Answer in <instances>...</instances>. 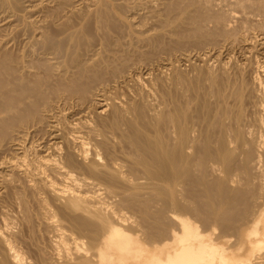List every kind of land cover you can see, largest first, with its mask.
<instances>
[{
	"label": "rangeland",
	"instance_id": "1",
	"mask_svg": "<svg viewBox=\"0 0 264 264\" xmlns=\"http://www.w3.org/2000/svg\"><path fill=\"white\" fill-rule=\"evenodd\" d=\"M2 1V2H1ZM9 1V0H8ZM7 0H0V52L2 51H9L8 54H5L3 56L4 57H7V55L9 56V60H11L12 63H17V59L24 53V56L26 59H33L34 57V60L36 61V64H35V61L33 62L36 67L39 66V70H42V71H39L38 68L36 69L37 72H41V73H45L44 76H46V73H47V76L48 75H51L50 74V71L51 73H56V69L55 68H50V66L47 64H45V60L43 61L42 58L40 57V51L41 50V46L43 44V42L40 43L41 41L44 40L43 37H45V35H47V38L50 39V36L52 37L50 41H53V39H55L54 41L57 40H62L61 38V34L59 31L62 32L63 30V36L66 38V36L68 37L69 36V32H74V29H75V32L77 29H80L78 30L81 31V32H87L90 36H88L87 33H85V37L83 36L81 40H79L80 42L78 43V51H76L75 53H73V56L72 58L70 59L69 62L73 63L75 60L77 62H79L80 60H83L85 57V55L87 54V56H89L88 53L91 52V54L93 53H96L97 50V47L101 48V47H104V50L106 51H103L105 52V54L107 53V55L109 56L110 53L111 56L113 57V53L114 52H117V53H114V55H116V57H113L114 59L116 60H113L116 61L114 62V64L112 65V59L110 60V64L112 66H110V64L108 65L109 66V69H106L104 70V67H102V69L100 68L99 69H95L96 72V75H95V70H91V72H93L94 74H92L90 71L89 73L85 72L84 75L85 77L87 78H83V79H80L79 77H75L73 79H70V82L68 81V83L66 82H60L61 85L57 82L59 81H50L51 77H44L42 74L40 73H36L35 69H33V72L35 71V73L32 72V74H36L37 78L38 75L42 76L45 78H39L40 80H38V82L36 81L37 79L33 76L29 77V79L27 80V83L31 84L33 79H34V83L35 84H31L29 85L32 92L34 91V93H36L35 95H33L34 93H32V95L35 97V98H38L35 99L34 101L32 99H34V97L32 98L31 97V93L28 95L27 93V96L25 97H28L27 99H29L31 97V99H29L32 103L29 102V100H27L26 98H24L23 96L26 95V93H16L15 95L11 92H7L5 95H4V91L5 90H9V88L6 89V87H8V82H5V78L6 76L3 78L2 77V73H4L5 71L7 72V70L9 69H12L14 70V67L12 68L11 66H15V64H10L8 65V57L5 58V60L8 62H6L2 57L3 55V52L0 54V61L1 63H5L4 65H7L8 67L2 65L0 63V69H2L1 67L4 66L3 68V71L0 70V89L3 87L5 88V90H3V88L1 89L2 94L0 95V97L2 96H6V100L4 99V97H2V101L0 100V103H5V104H10V103H13V102H16V101H19V99H21L23 101V104L20 106V108L23 107V109H19V111H16V113H13V112H9V115L8 113L7 114H4L0 111V117L1 119L4 118V116L6 117L5 118V121L1 120L0 121V126L3 127V129L0 127V232H6L7 236L9 237V239L12 240L13 244L16 246V248L18 249L19 247V251L22 252V253H25L23 254L24 255V258L25 259V262L26 264H38L39 263V257L40 258H43L42 260L44 261L45 260V264H54L55 261L56 262H59L61 263L62 261V258H63V253L60 251L62 249V245L60 246L58 243L61 244V242L63 241L61 238L62 237H67L66 234H69L71 232V230H73L71 227V223L72 221L76 219V222H79L81 220H79L81 217H80V211H78L77 214L76 212L70 210H66L65 208H61L60 207V204L62 205L63 202L61 200H58L54 194H51V192L49 191L48 192V189L46 188L45 185V181H44V178L46 177L48 179L47 176L48 173L50 174V171L52 172L53 170L51 169L49 172L47 170L48 167H42V158H44L46 155L48 156L49 155V158H52V156L50 157V154L53 155L54 158H56L55 156H57L58 154H60L61 152L64 153V149L66 151V140L64 139L63 140V134H64V130H62V128H66L68 126V128L70 127L69 125L74 121L76 122V120L78 119H87L86 121H82V122H86L89 121L91 124L93 121V123L97 124L98 123V115L96 116V111L93 110L94 108L91 107L90 110H92L95 114V116L93 115V112L89 111V109L85 108L87 112H84V115H83V111H85L84 109V106H88L90 104L89 101H91L93 98L94 101H96V105L97 106V101L99 99H105V98H108L109 96L111 97L112 100H109L108 99H105L107 100L105 103H107V109L105 111V114H102V117H107L108 114L111 112V109L112 107L108 106V104L110 105L111 103L112 104H115L116 100L117 102H121L122 100H124L123 102H127L128 100H131V99H134L135 98V91L138 89H140L139 86L137 85H134L135 83L134 82H127L128 85H124L125 83L121 84V82L117 83L116 87H114V89H111V88H108V90L104 93L102 91V88L104 86H106L105 84H109L110 83L112 84L113 81L115 80H119L120 77L123 78V76H126V72H128L129 74V71L131 72H136V75L137 76H141V74H144L143 76H141L140 78L142 79V81H144V79L146 80V82L143 84H145V90H146V95H148L147 97H145V99L147 98L149 101L145 100V99H142L141 102L140 100L138 101L137 99H135L136 101H138L137 103H139L140 105L142 104H145V108L144 105L141 107L143 108L144 110V113L145 115L147 114H150V112H152L151 110V107H149L148 105L150 104V106H152L153 108V112L151 114H153L155 111H158L160 112L162 109L164 110V108L166 107V109L169 107L173 108L172 105L174 106L175 105V101L176 104H178V101L181 103H183V106L182 104H180V107H184L185 110L189 111V107L190 105H187V103H191V108H190V111L189 112H193V109H194V113L195 115L191 114L189 115V112L187 115H189L188 117H193L195 116V118L193 117V119L196 120L197 118V121H194L193 120L191 121L194 125H196L195 127H200V128H204L205 130H207V126H208V129L209 131H207L209 134H210V137L208 134H206V132L202 134V136L204 134V136H208L209 138L207 139L208 141H206V143L204 142L206 140V138H202L201 137V142L203 143H198V146L199 148L198 149H202L199 150V154L201 155V157L198 155V158L197 160H199V163H197V165L199 164L200 165V168H199V165L197 166L196 165V175L194 173L193 175V179L192 177L191 178H188V180L186 181H191V182H188V184L190 183L191 186L189 187H186V183L184 185V187H180L179 189L177 187L179 186H176L174 189L176 190L177 188V192H179V190L182 188V189H189L187 191L184 190L185 193H182L183 190H181L179 193L177 194H174V195H171L170 192L168 194V191H166V189L164 191H161V194L159 192H153V191H150V190H147L145 192L144 195H146V197L144 195H140L138 197V194L136 195L137 198V201H140V197L141 199H143L142 201H140V205H135L133 204V206H131L132 208H126V207H122V212L123 213H128V216H133V219L135 218L134 216H136V218L138 219V221H140V223L142 224V227L144 228L146 234H147V237H149V239H153L154 238V241H157L155 240L156 239H162V236L164 237V231L167 233V230L169 229H174L176 228L178 225L176 222L171 219V214L173 213L172 210L175 212L177 209L179 208H167V207H171L170 205H168L167 202H164V201H167L169 198V196H172V197H175V198H179L178 200L180 201V204L183 205V203L185 205H183L185 207V209L183 210V207H180V209L177 211L178 215H180L182 218H185V217H190L189 220L193 221L194 224H196L197 226H199V229L200 231H203V233L205 234H208V233H211V234H208L210 235L211 237L215 238L217 240V236H219L220 234H225V233H236L235 232V229L236 231H241L243 230L245 227L249 226L250 223L252 222V220L258 215V213L260 212L261 210V204L263 203V199H264V192L262 190V188L264 187V178L261 177L260 175V172L254 168L255 164H256V157L259 156V154H264V148H258L257 145H259V141H260V134L261 132H264V128L261 129V127H263L264 125V112L259 109V106L260 105H264L262 102H264V0H15L16 4L10 0L8 2ZM23 1V3H22ZM65 1V2H64ZM118 1V2H117ZM121 1V2H119ZM158 1H161V2H158ZM4 2V3H3ZM13 2V3H12ZM46 2V3H45ZM64 2V3H62ZM100 2V4H99ZM110 2V3H109ZM114 2V3H113ZM116 2V3H115ZM125 2V3H124ZM132 2V3H131ZM157 2V3H156ZM4 5H3V4ZM8 3H11V4H8ZM56 3V4H54ZM83 3V4H82ZM85 3V4H84ZM105 3L107 4L105 6ZM121 3V4H119ZM159 3V4H158ZM163 3V4H161ZM260 3V4H259ZM15 6H13V5ZM25 6H24V5ZM65 6H63V5ZM71 4V5H70ZM92 4V5H90ZM104 4V5H103ZM133 4V6H132ZM143 4V5H142ZM152 4V5H151ZM165 4V5H164ZM38 5V6H37ZM82 5V6H81ZM90 5V6H89ZM100 5V6H99ZM126 5V7H125ZM4 6V7H3ZM13 6V7H11ZM19 6V7H17ZM37 6V7H36ZM59 6V7H58ZM93 6V7H92ZM103 6V9H101ZM112 6V7H111ZM130 6V7H129ZM147 6V7H146ZM262 6V7H261ZM11 7V8H10ZM63 7V8H62ZM71 7V8H70ZM83 7V8H82ZM92 7V8H91ZM96 7H100V9H97L96 10ZM118 7V8H117ZM13 8V9H12ZM18 8V9H17ZM46 8V10H45ZM54 8V9H53ZM62 8V9H61ZM73 8V9H72ZM90 8V9H89ZM124 8V9H123ZM127 8V9H126ZM142 8V9H141ZM199 8V9H198ZM87 11H86V10ZM95 9V10H93ZM108 9V10H107ZM157 9V10H156ZM231 9V11H230ZM242 9V10H241ZM28 10V11H27ZM77 10H80V11H77ZM90 10H93L91 11V14L89 16L87 14L90 13ZM110 10V11H109ZM120 10V11H119ZM145 10V11H144ZM151 10V11H150ZM160 10V11H159ZM43 11V12H42ZM45 11V12H44ZM86 11V13H85ZM99 11V12H97ZM104 11H105V14H104ZM118 11V12H116ZM122 11V12H121ZM128 11V12H127ZM136 11V12H135ZM142 11V12H141ZM228 11V12H227ZM3 12V13H2ZM13 12V13H12ZM24 12V13H23ZM48 12V14H47ZM73 12V13H72ZM94 12V13H93ZM103 12V13H102ZM108 12V13H107ZM141 12V13H140ZM146 12V13H145ZM199 12V13H198ZM22 13V14H21ZM83 15H82V14ZM99 13V14H98ZM102 13V15H101ZM114 13V14H113ZM159 13V14H158ZM15 14V15H14ZM60 14V15H59ZM69 14V16L67 15ZM79 16H78V15ZM93 14V15H92ZM96 14V15H95ZM110 14V15H109ZM249 14V16H248ZM65 15H66V18H65ZM85 15V16H84ZM87 15V16H86ZM94 15L97 17H94ZM135 15V16H134ZM138 15V16H137ZM143 15V16H142ZM151 17H150V16ZM9 16V17H8ZM15 16V17H14ZM20 16V17H19ZM64 16V18H63ZM72 16V17H71ZM108 16V17H107ZM127 16V17H126ZM142 18H141V17ZM238 16V17H237ZM262 16V17H261ZM56 17L58 19H56ZM69 17V18H68ZM84 17V18H82ZM123 17V18H122ZM222 17V18H221ZM11 18V19H10ZM23 18V19H22ZM25 18V19H24ZM47 18V19H45ZM54 18V20H53ZM69 20H68V19ZM82 18V19H81ZM86 18V19H85ZM104 20H103V19ZM126 18V19H125ZM138 18V19H137ZM147 18V19H146ZM219 20H218V19ZM236 20H235V19ZM56 19V20H55ZM64 19V20H62ZM72 21H71V20ZM78 19V20H77ZM88 19V20H87ZM94 19V20H93ZM96 19V20H95ZM101 19L103 20V22L101 21ZM108 19V20H107ZM110 19V20H109ZM119 19V20H118ZM210 19V20H209ZM24 22H23V21ZM58 20V21H57ZM62 22H61V21ZM67 20V21H66ZM77 20V21H76ZM81 20V21H80ZM86 20V22H85ZM91 20V22L89 21ZM114 20V21H113ZM131 20V22H130ZM136 20V21H135ZM26 21V22H25ZM31 21V22H29ZM35 21V22H34ZM39 21H42V22H39ZM45 21V22H44ZM51 21V22H50ZM64 21V22H63ZM93 21V22H92ZM107 23H106V22ZM257 21V22H256ZM22 22V23H21ZM29 22V24L27 23ZM40 24H39V23ZM59 22V23H57ZM67 22V23H66ZM70 22V23H69ZM76 22V23H75ZM78 22V23H77ZM89 22V24H88ZM98 22V23H97ZM115 22V23H114ZM123 22V23H122ZM125 22V23H124ZM218 22V23H217ZM260 22V23H259ZM33 23V24H31ZM42 23V25H41ZM56 23V25H55ZM81 23V24H79ZM96 23V24H95ZM110 25H109V24ZM118 23V24H117ZM212 23V24H211ZM232 23V24H231ZM250 23V24H249ZM256 23V24H255ZM28 24V26H27ZM59 24V25H58ZM64 24V25H63ZM73 24V25H71ZM76 24V25H75ZM99 24V25H98ZM123 24V25H122ZM129 24V25H128ZM138 25V28H137V25ZM226 24V25H225ZM8 25V26H7ZM17 25V26H16ZM46 25V26H45ZM55 25V26H54ZM63 25V26H61ZM85 25V26H84ZM35 26V27H34ZM37 26V27H36ZM45 27V30H44V27ZM58 26V28H57ZM67 26V27H66ZM74 26V29L73 27ZM80 26V27H79ZM90 26H91V29L92 31H90ZM94 26V27H93ZM106 26V27H105ZM120 26V27H118ZM122 26V27H121ZM125 26V27H124ZM133 29H132V27ZM141 26V27H139ZM224 26V27H223ZM227 26V27H225ZM259 26V27H258ZM263 26V27H262ZM28 27V28H27ZM32 27V28H31ZM40 27L42 29H40ZM51 27V28H50ZM72 28L73 31H71L72 29H69V28ZM89 27V29H88ZM98 29H97V28ZM103 29H102V28ZM130 27V28H129ZM241 27H244V28H241ZM30 28V29H29ZM36 28V30L34 29ZM38 28V29H37ZM54 28V29H53ZM77 28V29H76ZM96 28V29H94ZM121 28V29H120ZM126 28V29H125ZM142 28V29H141ZM227 28V29H226ZM15 29V30H14ZM34 31H33V30ZM49 29V30H47ZM57 29V30H56ZM61 29V30H60ZM66 29H69L67 30L66 32ZM82 29V30H81ZM107 29V31L105 30ZM134 31H132V30ZM42 30V31H41ZM47 30V31H46ZM53 30V32H52ZM55 30V31H54ZM59 30V31H58ZM87 30V31H86ZM103 30V31H102ZM106 32H105V31ZM112 30V31H111ZM125 30V31H124ZM32 31V32H31ZM36 31V32H35ZM41 31V32H40ZM49 31V32H48ZM89 31L91 33H89ZM95 31V32H94ZM96 31H97V34H96ZM109 31V33H108ZM132 31V34H130V32ZM145 31V32H144ZM262 31V32H261ZM6 32V33H5ZM12 32V33H11ZM44 32V33H43ZM64 32H66V36L64 35ZM139 32V33H138ZM260 32V33H259ZM32 33V34H31ZM37 33V34H36ZM40 33H42L40 35ZM45 33H48V34H45ZM50 33V34H49ZM52 33V34H51ZM92 33L94 34V36L92 35ZM103 33V34H102ZM112 33V34H110ZM134 33V34H133ZM137 33V34H136ZM147 33V34H146ZM10 34H13V37L12 35ZM44 34V35H43ZM56 36H55V35ZM68 34V35H67ZM96 34V35H95ZM101 34V35H100ZM105 34V35H104ZM107 34V35H106ZM143 34V35H140ZM149 34V35H148ZM10 35V36H9ZM25 35V36H24ZM43 35V36H42ZM49 35V37H48ZM98 35V36H97ZM104 35V36H102ZM124 35V36H123ZM131 35V36H130ZM255 35V36H254ZM12 36V37H11ZM109 36V37H108ZM111 36V37H110ZM129 36V37H128ZM136 36V37H135ZM7 37V38H5ZM61 37V38H60ZM87 37V38H86ZM91 37V38H90ZM103 37V38H102ZM118 37V38H117ZM128 37V38H127ZM132 37V38H131ZM147 37V38H146ZM4 38V39H3ZM17 38V39H16ZM46 38V37H45ZM93 38H95L93 40ZM100 38V39H98ZM102 38V39H101ZM109 38V40H108ZM143 40V41H141ZM146 38V39H145ZM7 39V40H6ZM15 39V40H14ZM32 39V40H30ZM35 39V40H34ZM36 39H37V42H36ZM64 39V38H63ZM84 39V41H83ZM86 39V41H85ZM124 39V40H123ZM134 39V40H133ZM251 39V40H250ZM5 42H4V41ZM14 41L15 43L11 42V41ZM30 40V41H28ZM41 40V41H40ZM137 40V41H136ZM138 40H140L138 42ZM243 40V42H242ZM3 41V42H1ZM7 41V43H6ZM27 41V42H26ZM82 41V42H81ZM104 41V43H103ZM134 42L133 44L132 43H129V42ZM147 41V42H146ZM30 42V43H28ZM33 42V43H32ZM36 42V43H34ZM84 42V44H83ZM92 42V43H91ZM98 42V43H97ZM108 42V44H107ZM138 42V43H136ZM12 43V44H11ZM18 43V44H17ZM28 43V44H27ZM101 43V44H100ZM112 45H111V44ZM142 43V44H141ZM262 43V44H260ZM11 44V45H10ZM24 44V46H23ZM82 44V45H81ZM87 44V45H86ZM100 44V45H99ZM103 44V45H102ZM107 46H106V45ZM124 46H123V45ZM14 45V46H13ZM19 45V47H18ZM40 45V46H39ZM102 45V46H101ZM133 45V46H132ZM7 46V47H6ZM17 46V47H15ZM25 46H27L25 48ZM36 46V47H35ZM95 46V47H94ZM101 46V47H100ZM130 46H132L130 48ZM140 46V47H139ZM9 47V49H8ZM34 47V48H33ZM39 49H38V48ZM83 47V48H82ZM89 47V48H88ZM92 47V48H91ZM129 47V48H128ZM137 47V48H136ZM146 47V48H145ZM256 47V48H255ZM5 48V49H4ZM30 48V49H29ZM32 48L34 50H32ZM88 48V49H85ZM92 50H91V49ZM98 48V49H99ZM139 48V49H138ZM25 49V51H24ZM94 49V50H93ZM108 49V50H107ZM127 53H126V51ZM137 49V51H136ZM20 50V51H19ZM22 50V51H21ZM82 50V51H81ZM135 50V51H134ZM12 51V53H11ZM17 51V52H16ZM39 51V53H37ZM90 51V52H89ZM125 51V52H124ZM143 51V53H142ZM20 52H23L22 54ZM19 53V54H18ZM85 55H84V54ZM137 53V54H136ZM15 54V55H14ZM39 54V55H38ZM104 54V53H103ZM121 54V55H120ZM128 54V55H127ZM29 55V56H28ZM31 55V56H30ZM34 55V56H33ZM36 55V56H35ZM126 55V56H125ZM143 55V56H142ZM12 56V57H11ZM23 56V55H22ZM39 56V57H38ZM84 58H83V57ZM104 56V55H103ZM110 56V57H111ZM122 56V57H120ZM131 56V57H130ZM148 56V57H147ZM253 56V57H252ZM76 57V59H75ZM90 57V56H89ZM111 57V58H112ZM120 57V58H119ZM142 58V59H139V58ZM12 58V59H11ZM40 58V61L38 62ZM126 58V59H125ZM136 58H137V61H136ZM153 58V59H152ZM72 59H74L73 61H71ZM139 59V61H138ZM132 60V61H131ZM61 61V60H60ZM75 61V62H76ZM134 61V62H133ZM153 61V62H152ZM10 62V63H11ZM40 63V64H39ZM119 63V64H118ZM171 63V64H170ZM251 63V64H250ZM257 63V64H256ZM39 64V65H38ZM44 66L42 69H40V67H42V65ZM45 64V65H44ZM145 64V66H144ZM225 64V65H224ZM250 66H249V65ZM41 65V66H40ZM70 65V64H69ZM72 65V66H71ZM70 66L73 67V64H71ZM118 65V66H117ZM175 65V66H174ZM34 66V65H33ZM46 66V68H45ZM49 66V70L50 71H47L48 67ZM165 66V67H164ZM173 66V67H172ZM253 66V67H252ZM11 67V68H10ZM35 67V68H36ZM116 67V68H115ZM121 67V68H120ZM131 67V68H129ZM148 67V68H147ZM221 69H220V68ZM224 67V68H223ZM239 67V68H238ZM247 67V68H246ZM6 68V69H5ZM45 68V72H43ZM125 68V69H124ZM151 68H153V70H151ZM233 68V69H232ZM263 68V69H262ZM54 69V70H53ZM110 69H112L110 71ZM149 69V70H148ZM165 71H164V70ZM8 70V72H9ZM144 70V71H143ZM149 71V75L147 74V72ZM224 70V71H222ZM76 72V70H74ZM102 71V73H101ZM113 71V72H112ZM142 71L144 73H142ZM176 73H175V72ZM5 72V74H6ZM16 73V71H11L9 73H12L14 75V73ZM78 72L77 71V76H78ZM131 72V73H132ZM165 72V73H164ZM173 72V73H172ZM224 74H223V73ZM243 72V73H241ZM7 73V75L9 74ZM52 75H55L53 74ZM75 73V75H76ZM120 73V74H119ZM140 73V74H139ZM146 73V75H145ZM151 73V74H150ZM171 73V74H170ZM230 76H229V74ZM241 73V74H240ZM11 74V75H12ZM38 74V75H37ZM90 74H92L90 76ZM127 74V75H128ZM217 76H216V75ZM12 75V76H13ZM82 75V74H81ZM87 75V76H86ZM166 75V76H165ZM172 75V76H171ZM215 75V76H214ZM234 75V76H233ZM241 75V76H240ZM4 76V75H3ZM9 77L10 74L8 75ZM89 76V77H88ZM94 78H93V77ZM97 76V77H96ZM112 76V77H111ZM154 76V77H153ZM158 76V77H157ZM214 76V77H213ZM229 76V77H228ZM235 77V78H234ZM260 79H259V78ZM1 78L2 81H1ZM13 78V77H12ZM31 78V79H30ZM33 78V79H32ZM90 78H91V81H90ZM100 78V80H99ZM105 78V79H104ZM108 78V79H107ZM112 78V79H111ZM116 78V79H115ZM169 78V79H168ZM215 80H213V79ZM221 78V79H220ZM235 80H234V79ZM36 79V80H35ZM78 80V82L76 80ZM80 79V80H79ZM97 79V80H96ZM109 79L111 80V82L109 81ZM115 79V80H114ZM121 79V78H120ZM172 79V80H171ZM207 79V81H206ZM226 79V80H225ZM234 81H233V80ZM244 79V80H243ZM9 80V79H8ZM46 80V81H45ZM49 82H48V81ZM74 82H72V81ZM84 80V81H83ZM102 80L104 82H102ZM107 80V81H106ZM149 80V81H148ZM161 80V81H160ZM169 80V81H168ZM222 80V81H221ZM232 80V81H231ZM237 80V81H236ZM242 80V81H241ZM7 81V79H6ZM11 81V80H10ZM31 81V82H30ZM41 82V88L44 90V87H45V90L46 88L50 90H52V94L49 92V90L44 91L47 96L44 94H42V92L40 91L41 88H39V84ZM94 81V82H93ZM156 83H155V82ZM164 81V83H163ZM212 81V82H211ZM229 83H228V82ZM256 81V82H255ZM260 81V82H259ZM263 81V82H262ZM5 82V83H4ZM37 82V83H36ZM48 82V84H46ZM77 82V83H76ZM81 82V83H79ZM107 82V83H106ZM148 82V84H147ZM178 82V83H177ZM186 84H185V83ZM216 82V83H215ZM224 82V83H223ZM234 84L235 85H231L230 84ZM247 82V83H246ZM261 84H259V83ZM4 83V84H3ZM42 83H44L42 85ZM51 83V84H50ZM54 83L57 85L54 86ZM66 83V85L64 84ZM71 83V86L72 87H69L70 85H67V84H70ZM90 83V84H89ZM133 83V84H132ZM163 83V84H162ZM168 83V84H167ZM175 83V84H174ZM180 83V85H179ZM200 83V84H199ZM242 83V84H241ZM244 83V84H243ZM2 84V86H1ZM7 84V85H6ZM38 84V85H37ZM46 84V85H45ZM53 84V85H52ZM63 84V86H62ZM83 84V85H82ZM95 86V87H93ZM103 84V85H102ZM115 84V82H114ZM133 86H132V85ZM164 85V87L162 85ZM217 84V86H216ZM240 84V85H239ZM36 85V86H35ZM45 85V86H44ZM60 87H59V86ZM75 85V86H74ZM80 85V86H79ZM81 85L83 87H81ZM91 85V86H90ZM119 85V86H118ZM121 85V86H120ZM156 85V86H155ZM172 87H171V86ZM186 85V86H185ZM219 85V86H218ZM221 85V86H220ZM224 85V86H223ZM229 85V86H228ZM239 87H238V86ZM47 86V87H46ZM50 86V87H49ZM82 90H80V88ZM100 86V87H99ZM128 86V87H127ZM130 86H132L131 89H128ZM163 89V90H161ZM169 86V87H168ZM178 86V87H177ZM185 86V87H184ZM11 87V86H10ZM39 88V91L38 89H35L33 90L34 88ZM54 87V88H53ZM59 87V89H58ZM62 87V90L60 89ZM69 87V88H68ZM74 87V88H73ZM87 87V88H86ZM100 89H98V88ZM134 87H137L134 88ZM148 87V88H147ZM151 87V88H150ZM227 87V88H226ZM235 88V89H232V88ZM254 87V88H253ZM66 90H65V89ZM73 88V89H71ZM91 88V89H90ZM147 88V89H146ZM166 88V89H165ZM179 88V90H178ZM213 88V89H212ZM242 90V94H240V98L239 99V95H233V91L232 93L230 92V90ZM244 88V89H243ZM252 90H251V89ZM79 89V90H77ZM87 89L89 91H87ZM94 89V90H93ZM118 89V90H117ZM123 89V90H122ZM135 91H134V90ZM150 89V90H149ZM151 89L153 91H151ZM182 89L184 90V92H182ZM188 89V90H186ZM201 89V90H200ZM216 89L223 91L225 89L224 92H227L224 94V92H216ZM223 89V90H222ZM246 89V90H245ZM58 90V91H57ZM60 90V91H59ZM74 90V91H73ZM159 90V91H158ZM170 92V97L171 99H173V96L175 99L173 100H170V97H165L167 98L166 101H168V104L172 105L168 107L165 105H163L164 107H161V100L159 99L160 95H161V92L160 91H163V92ZM229 90V91H228ZM240 90V91H241ZM245 90V92H244ZM259 90V91H258ZM0 91V93H1ZM57 91V92H56ZM62 91V92H61ZM66 91H69V92H66ZM72 91V92H71ZM77 91V92H75ZM80 91V92H79ZM85 93H83V92ZM91 91V92H90ZM94 91V92H93ZM100 93H104L103 95L105 96V98L102 96V94H98L99 92ZM117 91V92H116ZM136 91V92H137ZM149 94H147L148 92ZM157 91V92H156ZM188 91V92H187ZM196 91V93H195ZM234 91V92H235ZM255 91V92H254ZM65 92V93H64ZM75 92V93H74ZM82 92V93H81ZM116 92V93H115ZM120 92V93H119ZM160 92V94H159ZM177 92V93H175ZM192 92V93H191ZM194 92V93H193ZM244 92V94H243ZM260 92V93H259ZM11 93V95H9ZM41 93V94H39ZM55 93V94H53ZM58 93V94H56ZM64 93V94H63ZM67 93V94H66ZM70 93V94H69ZM73 94V97H72V94ZM78 93V94H76ZM91 93V94H89ZM111 93V94H110ZM114 93V94H113ZM154 95H153V94ZM182 93V94H181ZM187 93V94H186ZM191 93V94H189ZM216 93V94H215ZM241 93V92H240ZM8 94V95H7ZM18 94V96H17ZM21 94V95H19ZM39 94V95H38ZM88 94V95H87ZM98 94V95H97ZM124 94V95H123ZM175 94V95H174ZM189 94V95H188ZM195 94V95H194ZM197 94V95H196ZM203 94V95H202ZM218 94V95H217ZM224 94V95H222ZM230 94V95H229ZM255 94V95H254ZM259 94V95H258ZM37 95V97H36ZM41 95H43L44 97H42ZM50 95H55V96H51L53 98V100L50 98ZM62 95V96H61ZM69 95V96H68ZM74 95H76V98L74 97ZM79 95V96H78ZM94 95V96H93ZM96 95V96H95ZM117 95V96H116ZM127 95V96H126ZM131 95V96H130ZM153 95V97H152ZM159 97H158V96ZM173 95V96H171ZM177 95V96H176ZM180 97H179V96ZM220 95V99H219V96ZM227 95V96H225ZM249 95V96H248ZM7 96H9V98L11 100L8 101L9 98H7ZM13 96V97H12ZM17 97V100L15 101L16 97ZM39 96L42 97L40 98L39 100ZM58 96V97H56ZM83 96V97H81ZM91 96V98H90ZM102 96V97H101ZM108 96V97H107ZM126 96V97H125ZM130 96V97H129ZM156 96V97H155ZM176 96V97H175ZM188 98H187V97ZM213 96V97H212ZM215 96V97H214ZM221 96L223 98H221ZM229 96H231L229 98ZM242 96V97H241ZM245 96V98H244ZM255 96V97H254ZM46 97V98H45ZM61 97H64L66 100H68V104L66 105V107L68 106L70 108V112H68V107H67V113H65V111L63 113H61V115L57 118L58 121H55V124H57V126H61V127H57V133L59 136L62 137L59 138L58 137V140L54 141L53 137L51 138L50 135L53 134V131L51 132V127H48L47 124L46 125H39V122H40V116L42 115V112L41 110H43V106L46 105V102L48 100L51 99V101H54V100H57V99H61ZM67 97V98H66ZM78 97V98H77ZM87 97V98H86ZM89 97V98H88ZM99 99H98V98ZM117 97V99H116ZM119 97V99H118ZM129 97V98H127ZM191 97V98H190ZM234 97V98H233ZM237 100H236V98ZM261 97V98H260ZM63 98V99H64ZM72 98V99H71ZM83 100H81V99ZM131 98V99H130ZM181 98V99H180ZM199 98V99H198ZM213 100H212V99ZM217 98V100H216ZM247 98V99H246ZM250 98V99H249ZM14 99V100H13ZM26 99V100H25ZM47 99V100H45ZM90 99V100H89ZM98 99V100H97ZM169 99V100H168ZM208 101H207V100ZM258 99V100H257ZM5 100V102L3 101ZM44 100V101H43ZM76 100V101H75ZM79 100V101H78ZM120 100V101H119ZM158 100V101H157ZM181 100V101H180ZM197 100V101H196ZM200 103H199V101ZM214 100L215 102L217 101V103H214ZM221 100H225L226 103L228 105H226L225 103V106H224V101L222 102ZM234 100V101H233ZM27 101V102H26ZM40 104H39V102ZM80 101H81V104H80ZM85 101V102H83ZM146 101L148 102L147 106H146ZM151 101H154V104L153 102ZM172 101V102H171ZM186 101V102H185ZM244 101V102H243ZM255 101V102H254ZM30 103L28 105H32V106H27V103ZM34 102V103H33ZM38 102V103H36ZM44 102V103H42ZM50 102V101H48ZM47 102V103H48ZM70 102V103H69ZM72 102V103H71ZM158 102V103H157ZM208 102V103H206ZM36 103V105H35ZM79 103V104H78ZM85 103V104H84ZM186 103V105L184 106V104ZM206 103V104H205ZM239 103V104H238ZM243 105H242V104ZM253 103V104H252ZM256 103V104H254ZM262 103V104H261ZM33 104H34V107H33ZM43 106H42V105ZM73 104V105H72ZM167 104V102L165 103ZM203 104V106H202ZM214 104V105H213ZM236 104V105H234ZM249 104V105H248ZM0 105H4V104H0ZM25 105V107L23 106ZM38 105V106H37ZM154 105V106H153ZM159 105V107H158ZM194 105V106H193ZM217 106V105H222V107L218 106V107H214V108H218V109H223L222 112L224 110L227 111V107L228 106V110L227 111L228 113L223 112V113H226L225 115L227 117H223L224 114L222 115V112L220 110V112L218 111V109L215 111L217 115L213 114L214 112V108L213 106ZM252 105V106H251ZM256 105V107H255ZM41 106V107H39ZM71 106V107H70ZM80 106V107H78ZM81 106H83L81 108ZM112 106V105H111ZM208 106V107H207ZM231 106V107H230ZM244 106V107H243ZM248 106V107H247ZM261 106V107H262ZM1 107V106H0ZM34 108V111L32 113V109ZM35 107L38 109H35ZM110 107V108H109ZM188 107V109H186ZM203 107V108H202ZM226 107V109H224ZM247 107V108H246ZM258 107V108H257ZM260 107V108H261ZM24 108H25V112L24 111ZM41 110H40V109ZM74 108V109H73ZM149 108V109H148ZM162 108V109H161ZM168 108V109H169ZM200 108V109H199ZM205 108V109H204ZM213 108V109H212ZM232 108V110H231ZM255 108V110H254ZM26 109H29V113H28V110ZM73 109V111H72ZM79 109V110H78ZM110 109V110H109ZM156 109V110H155ZM161 109V110H160ZM165 109V110H166ZM196 109V110H195ZM201 109L203 110L202 113H201ZM237 109V110H236ZM248 109V110H247ZM39 112H38V111ZM82 113H81V111ZM148 110H151V111H148ZM198 110V111H197ZM208 110V112H207ZM211 110V111H210ZM213 110V111H212ZM244 110V111H243ZM254 110V112H253ZM197 111V112H196ZM206 111V112H205ZM261 111V112H260ZM22 112V113H21ZM78 112V113H77ZM108 112V113H107ZM196 112V113H195ZM205 112V113H204ZM237 112V113H236ZM242 112V113H241ZM244 112V113H243ZM249 112V113H248ZM263 112V113H262ZM2 113V114H1ZM10 113L14 114V115H11L10 116ZM36 115H35V114ZM74 113V114H73ZM77 113V114H76ZM91 113V114H90ZM107 113V114H106ZM157 113V112H156ZM161 113V112H160ZM204 113V114H203ZM255 113V114H254ZM262 113V114H261ZM17 116H16V115ZM27 114V115H26ZM33 114V116L31 115ZM40 114V115H39ZM66 114V115H65ZM82 114V115H80ZM150 114V115H151ZM208 114V116H207ZM211 114V115H209ZM213 114V115H212ZM221 114V115H220ZM7 115H8V118H7ZM31 115V116H30ZM65 115V116H64ZM71 115V116H70ZM78 115V116H77ZM80 115V117H79ZM105 115V116H104ZM110 115V114H109ZM231 115V116H230ZM234 115V116H233ZM242 115V117H241ZM3 116V117H2ZM19 116V117H18ZM82 116V117H81ZM93 116V117H92ZM197 116V117H196ZM199 116V117H198ZM202 116V117H201ZM218 116V117H217ZM239 116V117H238ZM255 116V117H254ZM257 116V117H256ZM263 116V117H262ZM37 117V120L35 121ZM39 117V118H38ZM64 117V118H63ZM76 117V119H75ZM92 117V118H91ZM96 117V118H95ZM201 117V118H200ZM214 117V119H212ZM215 117H216V120H215ZM223 117V118H222ZM230 117V118H229ZM21 118H23V120L21 121ZM25 118H27L28 122L25 121L24 123V120ZM30 118V119H28ZM64 120H62V119ZM78 118V119H77ZM202 120H200V119ZM221 118V119H220ZM227 119V123H224V121L226 122L225 119ZM236 118H237V121L239 122V124H241L240 126L236 123ZM9 119V121L7 120ZM10 119H13V120H10ZM20 119V120H18ZM56 119V120H57ZM91 121H90V120ZM97 119V120H96ZM205 119V121H204ZM220 119V121H219ZM224 119V121H222ZM243 119V120H242ZM257 121H256V120ZM199 120L202 122H199ZM216 122H215V121ZM217 120H218V123H217ZM255 120V121H254ZM261 120L262 121V124H261ZM6 121H8V123H5ZM17 121V122H16ZM30 121V123H29ZM39 121V122H38ZM61 121V122H60ZM210 121V122H209ZM222 121V123H220ZM228 121L229 124H228ZM235 121V122H234ZM243 123H242V122ZM250 121V122H249ZM10 122V124H9ZM16 122V123H15ZM38 122V124L36 123ZM56 122H59V123H56ZM63 122V123H62ZM68 122V123H67ZM71 122V123H70ZM89 122L87 124H89ZM97 122V123H96ZM204 122V123H203ZM212 122V124H211ZM234 122V124L232 123ZM254 122V123H252ZM23 123V125L21 124ZM200 123V124H199ZM215 123V124H214ZM245 123V125L243 126V124ZM259 123V124H258ZM5 124V125H4ZM19 124V125H18ZM30 124V125H29ZM37 124V125H36ZM66 124V125H65ZM73 124V123H72ZM71 124V126H72ZM90 124V125H91ZM95 124L94 127L96 126ZM202 124H208V125H204V127L201 125ZM211 124V125H210ZM227 124V125H226ZM235 124H237V126H235ZM248 124V126H247ZM258 124V125H257ZM4 125V126H3ZM7 125L9 127H7ZM63 125H65L63 127ZM93 125L91 127H93ZM226 125V126H224ZM234 125V126H233ZM252 125V126H251ZM16 126V127H15ZM19 126V127H18ZM25 127V131L29 130L28 132V136H26L25 138H21L18 142H20V145L19 146H22L20 147L21 149L24 148V149H20V148H17L18 146H14V145H11L14 140V137L16 136V133L18 130L22 129V127ZM212 126V127H211ZM215 126V127H214ZM223 126V127H228L231 128L232 131H230L228 133V129H226L225 131L227 132V134H224L226 137H223V140L226 138H229V140H233V138L236 139L237 136H234L235 134L238 135L237 139H238V143L236 142V144L234 143L235 147L236 148V152H234V156H232V160L230 158V160H226L227 161V167H225V170H227V174L228 175L229 173V176H225L224 173H226L223 169H224V166H226V161L223 163L224 166H221L223 167L222 170H218V171H212V168L211 166H209L210 164V160H208V158H206L207 154H210L208 157H210L213 153L216 152V151H213V150H216L220 148V143L222 144L223 140H222V133H226V132H223L222 129H220V127ZM243 126V127H242ZM7 127V128H6ZM39 127V128H38ZM206 127V128H205ZM210 127V128H209ZM217 127V128H216ZM219 127V128H218ZM221 127V128H223ZM233 127H236L238 129V131L234 130ZM252 127V128H251ZM15 128V129H14ZM18 128V129H16ZM35 128V129H34ZM42 128V129H40ZM212 128V129H211ZM216 128V129H215ZM245 128V129H244ZM10 129V130H8ZM44 129V130H43ZM46 129V130H45ZM213 129H214V132H213ZM222 130V133L219 131ZM244 129V130H243ZM15 132H13V131ZM38 130V132H36ZM42 132H41V131ZM61 130L63 134L59 133ZM217 132H216V131ZM263 130V131H262ZM2 131V132H1ZM7 131V132H6ZM12 132L8 134V132ZM40 131V132H39ZM46 131V133L44 132ZM242 131V132H241ZM254 131V132H253ZM261 131V132H260ZM34 132V134L32 133ZM234 133V135L230 136L232 133ZM241 132L240 134L237 133ZM254 134H253V133ZM3 133V134H2ZM6 133V134H5ZM36 133V134H35ZM51 133V134H50ZM56 133V134H57ZM212 133V134H211ZM256 133V134H255ZM48 134V135H47ZM61 134V135H60ZM66 134V133H65ZM64 134V135H65ZM221 136V138H218L219 135ZM244 134V135H243ZM9 135V136H8ZM216 135V136H215ZM249 135V136H248ZM13 136V137H12ZM45 136V137H44ZM53 136V135H52ZM214 136V137H213ZM218 136V137H217ZM228 136V137H227ZM243 136V137H242ZM256 136V137H255ZM10 141H9V139ZM33 137V138H32ZM217 137V139H216ZM232 139H231V138ZM13 138V140H12ZM28 140H27V139ZM65 138V136H64ZM211 138V140H210ZM243 138V140H242ZM248 138V139H247ZM251 138V139H250ZM256 138V140H255ZM7 139V140H6ZM24 139H26L24 141ZM222 141H221V140ZM225 139V140H226ZM234 139V140H235ZM236 139V140H237ZM250 139V140H249ZM12 140V141H11ZM60 140V141H59ZM204 140V141H203ZM216 140V141H215ZM220 140V141H219ZM241 140V141H240ZM255 140V141H254ZM6 141L5 144H3L4 142ZM33 141V142H31ZM43 141V142H42ZM65 141V142H64ZM210 141V142H209ZM213 141V142H212ZM219 141V142H218ZM242 143L241 145L239 144L240 142ZM245 141V142H243ZM252 141V142H251ZM22 142H25L23 144H21ZM39 142V143H38ZM54 142H58L61 144V146H59L60 144H58V149L56 153H54V149H53V144ZM200 142V141H199ZM210 144L209 147H211L214 143V145L212 146V148H210L211 150H208L209 147L207 145H209L208 143ZM248 142V143H246ZM254 142V143H253ZM53 143V144H52ZM8 144V145H7ZM31 144V145H30ZM42 144V145H41ZM212 144V145H211ZM240 145V146H237ZM6 145V147H5ZM30 145V146H29ZM50 145V146H49ZM206 145V146H205ZM219 145V147H217ZM234 145H232L234 147ZM3 146V148H2ZM10 146V147H9ZM204 146V148H203ZM254 146V147H253ZM47 147V148H46ZM52 147V148H50ZM208 147V148H207ZM214 147H216L214 149ZM232 147V148H233ZM8 148V149H6ZM63 148V149H62ZM206 148V149H205ZM257 150H256V149ZM10 149V150H9ZM20 149V151H19ZM25 149H26V152H25ZM53 149V150H52ZM263 149V151H262ZM15 150H16V153H15ZM24 150V151H23ZM49 150V151H48ZM203 150L206 151V156H205V161L204 163H206V167L208 169H205L206 167H201V162H203ZM260 150V151H258ZM61 151V152H60ZM204 151V152H205ZM209 151V153H208ZM211 151V152H210ZM13 152V153H12ZM59 152V153H58ZM254 152V153H253ZM54 153V154H53ZM27 154V156H26ZM29 154V155H28ZM252 154V155H251ZM256 154V155H255ZM24 155V156H23ZM55 155V156H54ZM63 155V154H62ZM212 155V157H213ZM11 156V157H10ZM26 156V157H25ZM47 156L44 158L46 159ZM59 156V155H58ZM248 156V157H246ZM5 157V158H4ZM18 157V159L16 158ZM39 157V158H38ZM211 157V158H212ZM11 158V159H10ZM20 158H22L23 160H21ZM201 158V160H200ZM214 158V157H213ZM250 158V159H249ZM256 158V159H255ZM8 159V160H7ZM27 159V160H26ZM13 160V161H12ZM17 160V162L15 161ZM21 160V161H20ZM34 160V161H33ZM36 163L39 164V162L41 163L40 164V167L39 168V165L35 163V161H37ZM253 160V162L255 163H251ZM29 161V162H28ZM208 161V162H207ZM12 162H16L15 165L14 163ZM21 162V163H20ZM23 162V163H22ZM34 162V163H33ZM2 163H5V164H2ZM2 164V165H1ZM11 164V165H10ZM16 164L18 167H16ZM21 164V166H20ZM22 164L24 165H27L25 167V169L23 168ZM35 164V165H33ZM9 165V166H8ZM33 165V166H32ZM42 165V166H41ZM208 165V166H207ZM15 166V167H14ZM28 166H31V167H28ZM38 166V167H37ZM13 167V168H12ZM20 167V168H19ZM21 167H22V170H21ZM35 167V168H34ZM37 167V168H36ZM198 167V168H197ZM17 168H19L20 170H17ZM30 168V169H29ZM39 168V169H38ZM43 170L46 168L47 170H44L45 174H41V173H38V171H43ZM13 169V171H12ZM37 169V170H36ZM255 169V170H254ZM32 170L33 174H31L32 172H30ZM37 172H36V171ZM202 170H204L203 174H202ZM210 171L213 173L211 175V172H209L210 174H204L205 171ZM29 171V172H28ZM206 171V173H207ZM222 171V172H221ZM257 171V173L255 172ZM4 172V173H3ZM28 172V174L26 173ZM35 172H36V176L35 177ZM43 172V173H44ZM47 172V173H46ZM215 172V173H214ZM218 172V173H217ZM223 172V177L221 176V174ZM232 172V173H231ZM236 172V173H235ZM10 173V174H9ZM38 173V174H37ZM54 171L51 173V177L49 178H52L51 179H48V180H51L53 181L56 185L57 184H64V185H69L71 186L70 182H65V181H61L62 183H60V180H64L61 176L59 177V175L56 174V172L54 173ZM235 173V174H234ZM39 174H41V176L43 175V179H39ZM47 174V175H46ZM233 174V175H232ZM6 175V176H5ZM58 178H61L60 180L58 178H56V176ZM198 175V176H197ZM202 175H205L207 176L208 180L206 179V177L203 178ZM216 175V176H215ZM220 175V177H219ZM237 175V176H236ZM260 175V176H258ZM8 176V177H7ZM13 176V177H12ZM213 176V177H212ZM226 178H225V177ZM55 177V178H53ZM202 177V178H201ZM210 177V178H209ZM216 177V178H215ZM234 177V178H233ZM236 177V178H235ZM194 178H197L194 180ZM215 178V179H214ZM228 178V180H227ZM17 179V180H16ZM31 179V180H30ZM39 179V180H38ZM203 181H202V180ZM210 179V181H209ZM221 179V180H220ZM227 181H226V180ZM231 179H233L234 181V184L232 183V181H230ZM11 180V181H10ZM38 180V181H37ZM43 180V181H42ZM194 180V181H193ZM13 181V183H12ZM16 181V182H15ZM32 181V182H31ZM202 181V182H201ZM222 181V182H221ZM7 182V183H6ZM35 182V183H34ZM44 182V183H43ZM212 182V183H211ZM226 182V183H225ZM11 183V185H10ZM34 183V184H33ZM193 183V184H192ZM195 183V184H194ZM204 183V184H203ZM215 183V184H214ZM16 184V186H15ZM21 184V185H20ZM187 184V185H188ZM207 186H206V185ZM231 184V186H230ZM36 185V186H35ZM60 185H57V186H60ZM193 185V187H192ZM195 185H197L195 187ZM263 185V186H262ZM13 186V187H12ZM44 186V187H43ZM62 186V185H61ZM183 186V184L181 185ZM223 186V187H222ZM233 186V187H232ZM237 186V187H236ZM5 187H6V190H5ZM27 187V188H26ZM29 187V188H28ZM39 187V189H37ZM72 187V186H71ZM222 187V188H221ZM231 187V188H230ZM239 187V188H238ZM31 188V189H30ZM44 188V189H43ZM194 188V189H193ZM196 188V190H195ZM15 189V190H14ZM18 189V190H17ZM173 189V190H174ZM222 189V190H221ZM237 189V191H236ZM14 190V191H13ZM174 190V192H175ZM210 190V191H209ZM217 190V192H216ZM27 191V192H26ZM33 191V192H32ZM36 191V192H35ZM16 194H15V193ZM148 192V194H146ZM162 192H163V195H162ZM191 192V193H189ZM194 192V193H193ZM197 192V193H196ZM224 192V193H223ZM232 192V193H231ZM238 192V193H237ZM18 193V195H17ZM45 193V194H44ZM200 193V194H198ZM215 193H217L215 195ZM15 194V195H14ZM157 194H160L159 197H157L158 195ZM168 194V195H167ZM180 194V196H179ZM182 194V195H181ZM183 194L185 196H183ZM194 194V195H193ZM198 194V195H197ZM233 194V195H232ZM6 195V196H5ZM49 195V196H48ZM53 195V196H52ZM148 195V196H147ZM153 195V197L151 196ZM157 195V196H156ZM177 195V196H176ZM17 196V197H16ZM45 196V197H44ZM47 196V197H46ZM134 196V197H133ZM133 196H130V198H132V200H136V197L135 195ZM151 196V197H150ZM165 196V197H164ZM190 196V197H189ZM192 196V197H191ZM204 196V197H202ZM212 196V197H211ZM236 196H239V197H236ZM145 197V199H144ZM164 197V198H163ZM184 197V198H182ZM200 197V198H199ZM225 197V198H224ZM52 198V199H51ZM153 198V199H152ZM158 198V199H157ZM166 198V200H165ZM183 203H182V200ZM188 200H186V199ZM222 198H224L222 200ZM156 201H155V200ZM162 199V201L160 200ZM190 199V200H189ZM193 200V202L191 203V201ZM200 199V200H199ZM209 199V200H208ZM228 199V201H227ZM232 199V200H231ZM237 199V200H236ZM22 200L23 204H21L22 202L20 201ZM47 200H50V201H47ZM145 200H147L146 202H144ZM151 202H150V201ZM152 200H153V203H152ZM158 200V201H157ZM160 200V201H159ZM196 200V201H195ZM211 200V201H210ZM231 200V201H230ZM13 201V202H12ZM58 201V202H57ZM186 201V202H185ZM222 201V202H221ZM235 203H234V202ZM238 201V203H237ZM3 202V203H2ZM27 202V203H26ZM61 202V203H60ZM106 202V200H105ZM110 202V201H109ZM147 202L149 203V205L147 204ZM156 202V203H155ZM160 202V203H158ZM190 202V203H188ZM5 203V204H4ZM60 203V204H59ZM145 203V204H143ZM158 203V204H157ZM164 203V206L165 208L163 207V204ZM194 203V204H193ZM205 203V204H204ZM230 203V205H229ZM237 203V204H236ZM26 204V205H25ZM29 204V205H28ZM51 204V205H50ZM106 204H109L106 202ZM143 204V205H142ZM193 204V205H192ZM201 204V205H200ZM204 204V205H203ZM224 205L222 208H220L221 206L219 205ZM233 204V205H232ZM6 205V206H4ZM23 205V207H22ZM103 205V204H102ZM123 205H127V204H123ZM160 207H159V206ZM167 205V206H166ZM189 207H187V206ZM206 205V206H205ZM228 205V206H227ZM237 205V206H236ZM53 206V207H52ZM117 206H120L119 204ZM144 206V207H143ZM148 206V208H147ZM163 208H162V207ZM192 206V208H191ZM203 206V207H202ZM214 206V207H213ZM4 207V208H3ZM25 207H27L25 209ZM60 207V208H59ZM105 207V205H104ZM111 207V206H110ZM109 205H106V208H110ZM127 207H129L127 205ZM151 207V208H150ZM156 207V208H154ZM216 207V208H215ZM218 207V208H217ZM23 208V209H22ZM118 209L121 208L120 207H116ZM182 208V210H181ZM229 208V209H227ZM20 209V210H19ZM127 211H126V210ZM161 209V210H160ZM166 211H164V210ZM189 209V210H188ZM191 209V210H190ZM19 210V211H18ZM24 210V211H23ZM30 210V211H29ZM48 210V211H47ZM139 210V211H138ZM170 210V211H169ZM186 210V211H185ZM221 210H223L221 212ZM55 211V212H54ZM63 211V212H62ZM126 211V212H125ZM130 213H129V212ZM57 212V213H56ZM61 212V213H60ZM67 214H66V213ZM141 212V213H140ZM170 212V213H169ZM30 213V215H29ZM41 213V214H39ZM43 213V214H42ZM48 213V214H47ZM52 213V214H51ZM68 215L69 213V217H75V219H71L68 217V220L71 221L70 222V229L69 227L66 225L69 223H66V219H67V216L65 215ZM72 213V214H71ZM138 213V214H137ZM144 213V214H142ZM166 217H165V215ZM167 213V214H166ZM176 213V212H175ZM176 213V214H177ZM25 214V215H24ZM61 214V215H60ZM77 214V215H76ZM142 214V215H141ZM194 217H193V215ZM15 215V216H14ZM36 215V216H35ZM56 215V216H55ZM144 215V216H143ZM28 216V217H27ZM38 216V217H37ZM49 216V217H48ZM78 216V217H77ZM141 216V218L139 217ZM30 217V218H29ZM41 217V218H40ZM46 217V218H45ZM66 217V218H65ZM77 217V218H76ZM143 217V218H142ZM215 219H213V218ZM219 217V218H218ZM253 217V218H251ZM9 218V219H8ZM43 218V219H42ZM65 218V219H64ZM79 218V219H78ZM135 218V219H136ZM170 220H168V219ZM187 218V219H188ZM201 218V219H200ZM218 218V219H217ZM25 221H24V220ZM31 219V220H30ZM53 219V220H52ZM58 219V220H57ZM136 219V220H137ZM142 219V221H141ZM211 219V220H209ZM27 220H29L27 222ZM65 220V221H64ZM206 220V221H205ZM250 220V222H249ZM48 221V222H47ZM52 221V222H51ZM57 221V222H56ZM63 221V222H62ZM205 221V222H204ZM19 222H20V225H19ZM26 222V223H25ZM34 222V223H33ZM60 224H59V223ZM205 225H204V223ZM212 222V223H211ZM8 223V224H7ZM12 223V224H11ZM64 223V224H63ZM66 223V224H65ZM139 223V222H138ZM176 223V224H174ZM211 223V224H209ZM215 223V224H214ZM53 226H52V225ZM173 224V225H172ZM207 224V225H206ZM19 225V226H18ZM59 225V226H58ZM61 225V226H60ZM170 225V226H169ZM174 225H177L176 227ZM213 225V226H212ZM237 225V226H236ZM66 228H65V227ZM205 226V227H204ZM6 227V228H5ZM26 227V228H25ZM68 227V228H67ZM168 229H167V228ZM173 227V228H172ZM235 227V228H234ZM19 228V230H18ZM21 228V229H20ZM65 228V229H64ZM166 228V229H165ZM203 228V229H202ZM208 228V230H207ZM61 229V230H60ZM142 229V228H141ZM177 229V228H176ZM31 230V232H30ZM56 230V231H55ZM70 230V231H68ZM232 230V231H231ZM209 231V232H208ZM230 231V232H229ZM237 231V232H238ZM13 232V233H12ZM36 234H35V233ZM69 232V233H68ZM162 232V236L160 235ZM207 232V233H206ZM31 233V234H30ZM64 235H63V234ZM160 233V234H159ZM5 235V233H3ZM10 234V235H9ZM15 234V235H14ZM17 234V235H16ZM21 234V235H20ZM40 237H38V235ZM43 234V235H42ZM36 235V236H35ZM57 235V237L55 236ZM161 237H160V236ZM228 235V234H227ZM6 236V235H5ZM6 236V237H7ZM29 236V237H27ZM156 236H159L158 238ZM7 237V238H8ZM13 237V238H12ZM37 237L38 238V242H37V239L35 238ZM33 240H32V239ZM44 238V239H43ZM63 238V239H65ZM43 239V240H42ZM25 240V241H24ZM42 240V241H41ZM28 241V242H27ZM44 241V242H43ZM153 241V240H152ZM159 241V240H158ZM54 242V243H53ZM17 243V244H16ZM31 243V244H30ZM25 245V246H24ZM35 245V246H34ZM40 245V246H39ZM43 245V246H42ZM33 246V247H32ZM54 246V247H53ZM72 246V244H71ZM45 247V248H44ZM73 247V246H72ZM51 248V249H50ZM56 248V249H55ZM30 249V250H29ZM36 249V250H35ZM40 249V250H38ZM60 249V250H59ZM57 250V251H56ZM59 250V251H58ZM34 252V253H33ZM43 252V254H42ZM53 252V253H52ZM39 253V254H38ZM51 253V254H50ZM61 253V254H59ZM38 254V255H37ZM42 254V255H41ZM53 254V255H52ZM29 255V256H28ZM37 255V256H36ZM47 255V256H46ZM59 255V258L57 257ZM31 256V257H30ZM57 259H60L61 257V261L60 260H56V257ZM263 256V255H261ZM34 257V258H33ZM38 257V258H37ZM52 259H51V258ZM55 257V258H54ZM45 258V259H44ZM47 258V259H46ZM50 258V259H48ZM32 259V260H31ZM256 259V258H255ZM253 259V263H257V262H261L262 260L264 261V259H261V261H257ZM47 260V261H46ZM50 260V261H49ZM31 261V262H30ZM36 261V262H35ZM28 262V263H27ZM58 264V263H57Z\"/></svg>",
	"mask_w": 264,
	"mask_h": 264
},
{
	"label": "bare ground",
	"instance_id": "2",
	"mask_svg": "<svg viewBox=\"0 0 264 264\" xmlns=\"http://www.w3.org/2000/svg\"><path fill=\"white\" fill-rule=\"evenodd\" d=\"M8 1V0H7ZM10 1V0H9ZM8 1V2H9ZM13 1V0H12ZM21 1V0H20ZM53 1V0H52ZM58 1H60V0H58ZM100 1V0H99ZM103 1V0H102ZM115 1V0H114ZM125 1V0H124ZM127 1V0H126ZM125 1V2H126ZM130 1V0H129ZM138 1V0H137ZM140 1V0H139ZM208 1V0H207ZM245 1H247V0H245ZM254 1V0H253ZM2 2V1H1ZM4 2H5V0H4ZM3 2V3H4ZM11 2V1H10ZM15 4H16V2H15V0L13 1ZM12 2V3H13ZM54 2V1H53ZM65 2V1H64ZM64 2H62V3H64ZM118 2V1H117ZM119 2H121V1H119ZM124 2V3H125ZM158 2H161V1H158ZM2 3V4H3ZM22 3H23V1H22ZM46 3V2H45ZM110 3V2H109ZM114 3V2H113ZM116 3V2H115ZM132 3V2H131ZM157 3V2H156ZM8 4H11V3H8ZM18 4V3H17ZM16 4V5H17ZM54 4H56V3H54ZM83 4V3H82ZM85 4V3H84ZM99 4H100V2H99ZM119 4H121V3H119ZM159 4V3H158ZM161 4H163V3H161ZM260 4V3H259ZM4 5V4H3ZM13 5V4H12ZM24 5V4H23ZM63 5V4H62ZM71 5V4H70ZM90 5H92V4H90ZM89 5V6H90ZM104 5V4H103ZM107 4L105 3V6H106ZM143 5V4H142ZM152 5V4H151ZM165 5V4H164ZM13 6H15V5H13ZM13 6H11V7H13ZM25 6V5H24ZM38 6V5H37ZM36 6V7H37ZM63 6H65V5H63ZM82 6V5H81ZM100 6V5H99ZM132 6H133V4H132ZM4 7V6H3ZM10 7V8H11ZM17 7H19V6H17ZM59 7V6H58ZM93 7V6H92ZM91 7V8H92ZM102 8L101 9H103V6H101ZM112 7V6H111ZM125 7H126V5H125ZM130 7V6H129ZM147 7V6H146ZM262 7V6H261ZM63 8V7H62ZM61 8V9H62ZM71 8V7H70ZM83 8V7H82ZM118 8V7H117ZM13 9V8H12ZM18 9V8H17ZM54 9V8H53ZM73 9V8H72ZM90 9V8H89ZM97 9H100V7L98 8V7H96V10ZM100 9V10H101ZM124 9V8H123ZM127 9V8H126ZM142 9V8H141ZM199 9V8H198ZM45 10H46V8H45ZM86 10V9H85ZM93 10H95V9H93ZM93 10H90V13L89 14H87L86 13V11H85V13L89 16L90 14H91V11H93ZM103 10H105V9H103ZM108 10V9H107ZM157 10V9H156ZM242 10V9H241ZM28 11V10H27ZM77 11H80V10H77ZM110 11V10H109ZM120 11V10H119ZM145 11V10H144ZM151 11V10H150ZM160 11V10H159ZM230 11H231V9H230ZM43 12V11H42ZM45 12V11H44ZM97 12H99V11H97ZM116 12H118V11H116ZM122 12V11H121ZM128 12V11H127ZM136 12V11H135ZM142 12V11H141ZM140 12V13H141ZM228 12V11H227ZM3 13V12H2ZM13 13V12H12ZM24 13V12H23ZM73 13V12H72ZM94 13V12H93ZM103 13V12H102ZM102 13H101V15H102ZM108 13V12H107ZM146 13V12H145ZM199 13V12H198ZM22 14V13H21ZM47 14H48V12H47ZM82 14V13H81ZM99 14V13H98ZM104 14H105V11H104ZM114 14V13H113ZM159 14V13H158ZM15 15V14H14ZM60 15V14H59ZM67 15V14H66ZM66 15H65V18H66ZM78 15V14H77ZM83 15V14H82ZM86 15V16H87ZM93 15V14H92ZM96 15V14H95ZM94 15V17H96ZM110 15V14H109ZM67 16H69V14L67 15ZM79 16V15H78ZM85 16V15H84ZM135 16V15H134ZM138 16V15H137ZM143 16V15H142ZM150 16V15H149ZM248 16H249V14H248ZM9 17V16H8ZM15 17V16H14ZM20 17V16H19ZM72 17V16H71ZM98 17V16H97ZM97 17H96V19H97ZM108 17V16H107ZM127 17V16H126ZM141 17V16H140ZM151 17V16H150ZM238 17V16H237ZM262 17V16H261ZM63 18H64V16H63ZM64 18V19H65ZM69 18V17H68ZM67 18V19H68ZM82 18H84V17H82ZM81 18V19H82ZM89 18H90V16H89ZM123 18V17H122ZM142 18V17H141ZM222 18V17H221ZM11 19V18H10ZM23 19V18H22ZM25 19V18H24ZM45 19H47V18H45ZM56 19H58L57 17H56ZM55 19V20H56ZM64 19H62V20H64ZM86 19V18H85ZM91 19V18H90ZM95 19V20H96ZM103 19V18H102ZM101 19V21L103 22V20ZM126 19V18H125ZM138 19V18H137ZM147 19V18H146ZM218 19V18H217ZM235 19V18H234ZM53 20H54V18H53ZM69 20V19H68ZM71 20V19H70ZM78 20V19H77ZM76 20V21H77ZM88 20V19H87ZM94 20V19H93ZM98 20V19H97ZM108 20V19H107ZM110 20V19H109ZM119 20V19H118ZM210 20V19H209ZM219 20V19H218ZM236 20V19H235ZM264 20V19H263ZM23 21V20H22ZM58 21V20H57ZM61 21V20H60ZM65 21V20H64ZM63 21V22H64ZM67 21V20H66ZM72 21V20H71ZM81 21V20H80ZM90 22H91V20H89ZM114 21V20H113ZM136 21V20H135ZM24 22V21H23ZM26 22V21H25ZM29 22H31V21H29ZM29 22H27L28 24H29ZM35 22V21H34ZM39 22H42V21H39ZM38 22V23H39ZM45 22V21H44ZM51 22V21H50ZM62 22V21H61ZM85 22H86V20H85ZM93 22V21H92ZM98 22H99V20H98ZM97 22V23H98ZM106 22V21H105ZM108 22V21H107ZM106 22V23H107ZM130 22H131V20H130ZM257 22V21H256ZM22 23V22H21ZM57 23H59V22H57ZM67 23V22H66ZM70 23V22H69ZM76 23V22H75ZM78 23V22H77ZM87 23V22H86ZM115 23V22H114ZM123 23V22H122ZM125 23V22H124ZM218 23V22H217ZM260 23V22H259ZM28 24H27V26H28ZM31 24H33V23H31ZM40 24V23H39ZM79 24H81V23H79ZM88 24H89V22H88ZM96 24V23H95ZM109 24V23H108ZM118 24V23H117ZM212 24V23H211ZM232 24V23H231ZM250 24V23H249ZM256 24V23H255ZM41 25H42V23H41ZM55 25H56V23H55ZM54 25V26H55ZM59 25V24H58ZM64 25V24H63ZM63 25H61V26H63ZM71 25H73V24H71ZM76 25V24H75ZM99 25V24H98ZM110 25V24H109ZM123 25V24H122ZM129 25V24H128ZM137 25V24H136ZM226 25V24H225ZM8 26V25H7ZM17 26V25H16ZM46 26V25H45ZM85 26V25H84ZM35 27V26H34ZM37 27V26H36ZM44 27V26H43ZM67 27V26H66ZM73 27V29H74V26H72ZM80 27V26H79ZM94 27V26H93ZM106 27V26H105ZM118 27H120V26H118ZM122 27V26H121ZM125 27V26H124ZM132 27V26H131ZM139 27H141V26H139ZM224 27V26H223ZM225 27H227V26H225ZM259 27V26H258ZM263 27V26H262ZM28 28V27H27ZM32 28V27H31ZM51 28V27H50ZM57 28H58V26H57ZM69 28V27H68ZM97 28V27H96ZM96 28H94V29H96ZM102 28V27H101ZM130 28V27H129ZM137 28H138V25H137ZM241 28H244V27H241ZM30 29V28H29ZM35 30H36V28H34ZM38 29V28H37ZM40 29H42L41 27H40ZM54 29V28H53ZM69 29H72V28H69ZM69 29H66V32H67V30H69ZM73 29L71 30V31H73ZM77 29V28H76ZM88 29H89V27H88ZM98 29V28H97ZM103 29V28H102ZM121 29V28H120ZM126 29V28H125ZM132 29H133V27H132ZM131 29V30H132ZM142 29V28H141ZM227 29V28H226ZM15 30V29H14ZM33 30V29H32ZM44 30H45V27H44ZM47 30H49V29H47ZM46 30V31H47ZM57 30V29H56ZM61 30V29H60ZM78 30H80V29H77L76 30V32H75V29H74V32H67L68 34H69V36L67 37L65 34H66V32H64V35L66 36V38L62 35L63 33V30H62V32L61 31H59L60 32V34H61V37H63V38H61L62 40H57L56 39V41H54L55 39H53V41H50L51 40V36H50V39L49 38H47V35H45V37H43L44 38V40L43 41H41V42H39L40 43V45H41V43L43 42V44H42V46H41V50H39L40 51V53H39V51L37 52V53H39L40 54V57L42 58V60L45 62V64L47 63L49 66H50V68H55L56 69V73H53V74H55V75H52V73H51V71L49 70V66H47L48 67V69H47V71H50V74L51 75H48L49 77H51L50 79V81H59V82H57V83H59L60 85H61V83L60 82H66V83H68V81L70 82V79H73V78H77V77H79L80 79H83V78H86L85 77V75H84V73L86 72H88L89 73V71L91 72V70H95V69H99L100 70V68L102 69V67H104V70H106V69H109V64H110V60L113 62V60H116V59H114L113 57H116V55H114V53H117V52H114L113 53V57L111 56V54L112 53H110V55L108 56L107 55V53L110 51H108L106 54H105V50H104V47H101V48H99V47H97V50L98 51H96V53H93V54H91V52L90 53H88L89 54V56H87V54L85 55L84 53V55H85V57L86 58H84L83 56V60H80L79 62H77L76 60V62L74 61L73 63H71V62H69L70 61V59L72 58V56H73V53H75L76 51H78V49H77V47H78V43L80 42L79 40H81L82 39V37L85 35V33H87V32H81V31H79L78 32ZM82 30V29H81ZM106 31H107V29H105ZM104 30V31H105ZM34 31V30H33ZM42 31V30H41ZM40 31V32H41ZM55 31V30H54ZM87 31V30H86ZM90 31H92V29H91V26H90ZM89 31V33H91ZM103 31V30H102ZM105 31V32H106ZM112 31V30H111ZM125 31V30H124ZM132 31H134V30H132ZM132 31L130 32V34H132ZM32 32V31H31ZM36 32V31H35ZM49 32V31H48ZM52 32H53V30H52ZM95 32V31H94ZM145 32V31H144ZM262 32V31H261ZM6 33V32H5ZM12 33V32H11ZM44 33V32H43ZM108 33H109V31H108ZM139 33V32H138ZM260 33V32H259ZM32 34V33H31ZM37 34V33H36ZM42 33H40V35H41ZM45 34H48V33H45ZM50 34V33H49ZM52 34V33H51ZM67 34V35H68ZM88 34V33H87ZM86 34V35H87ZM96 34H97V31H96ZM95 34V35H96ZM103 34V33H102ZM110 34H112V33H110ZM134 34V33H133ZM137 34V33H136ZM147 34V33H146ZM10 35H12L13 36V34H10ZM9 35V36H10ZM44 35V34H43ZM42 35V36H43ZM55 35V34H54ZM85 35V36H86ZM92 35L94 36V34L92 33ZM101 35V34H100ZM105 35V34H104ZM104 35H102V36H104ZM107 35V34H106ZM140 35V34H139ZM141 35H143V34H141ZM140 35V36H141ZM149 35V34H148ZM11 36V37H12ZM25 36V35H24ZM56 36V35H55ZM84 36V37H85ZM88 36H90L89 34H88ZM98 36V35H97ZM124 36V35H123ZM131 36V35H130ZM144 36V35H143ZM255 36V35H254ZM14 37V36H13ZM48 37H49V35H48ZM109 37V36H108ZM111 37V36H110ZM129 37V36H128ZM127 37V38H128ZM136 37V36H135ZM5 38H7V37H5ZM15 38V37H14ZM87 38V37H86ZM91 38V37H90ZM103 38V37H102ZM101 38V39H102ZM118 38V37H117ZM132 38V37H131ZM147 38V37H146ZM145 38V39H146ZM4 39V38H3ZM17 39V38H16ZM95 38H93V40H94ZM98 39H100V38H98ZM140 39V38H139ZM7 40V39H6ZM15 40V39H14ZM30 40H32V39H30ZM30 40H28V41H30ZM35 40V39H34ZM108 40H109V38H108ZM124 40V39H123ZM134 40V39H133ZM141 40V39H140ZM140 40H138V42L140 41ZM251 40V39H250ZM4 41V40H3ZM3 41H1V42H3ZM83 41H84V39H83ZM85 41H86V39H85ZM137 41V40H136ZM141 41H143V40H141ZM5 42V41H4ZM11 42H13V43H15L13 40L11 41ZM27 42V41H26ZM36 42H37V39H36ZM36 42H34V43H36ZM82 42V41H81ZM129 42V41H128ZM138 42H136V43H138ZM147 42V41H146ZM242 42H243V40H242ZM6 43H7V41H6ZM28 43H30V42H28ZM27 43V44H28ZM33 43V42H32ZM92 43V42H91ZM98 43V42H97ZM103 43H104V41H103ZM129 43H132V42H129ZM134 43V42H133ZM132 43V44H133ZM1 44V43H0ZM12 44V43H11ZM10 44V45H11ZM18 44V43H17ZM83 44H84V42H83ZM101 44V43H100ZM99 44V45H100ZM107 44H108V42H107ZM111 44V43H110ZM142 44V43H141ZM260 44H262V43H260ZM39 45V46H40ZM82 45V44H81ZM87 45V44H86ZM106 45V44H105ZM112 45V44H111ZM123 45V44H122ZM14 46V45H13ZM23 46H24V44H23ZM107 46V45H106ZM124 46V45H123ZM133 46V45H132ZM132 46H130V48L132 47ZM7 47V46H6ZM15 47H17V46H15ZM18 47H19V45H18ZM17 47V48H18ZM27 46H25V48H26ZM36 47V46H35ZM95 47V46H94ZM140 47V46H139ZM34 48V47H33ZM32 48V50H34ZM38 48V47H37ZM83 48V47H82ZM89 48V47H88ZM88 48H86V49H88ZM92 48V47H91ZM90 48V49H91ZM99 48V49H98ZM129 48V47H128ZM137 48V47H136ZM146 48V47H145ZM256 48V47H255ZM5 49V48H4ZM8 49H9V47H8ZM30 49V48H29ZM39 49V48H38ZM85 49V48H84ZM85 49V50H86ZM132 49V48H131ZM139 49V48H138ZM92 50V49H91ZM94 50V49H93ZM108 50V49H107ZM20 51V50H19ZM22 51V50H21ZM24 51H25V49H24ZM82 51V50H81ZM103 51H105V52H103ZM125 51H126V49H125ZM124 51V52H125ZM135 51V50H134ZM136 51H137V49H136ZM3 52V55H2V57L1 58H3V56L5 55V54H8V52L7 51H2ZM2 52H0V54L2 53ZM17 52V51H16ZM26 52V51H25ZM11 53H12V51H11ZM21 54L23 53V52H20ZM104 53V54H103ZM126 53H127V51H126ZM142 53H143V51H142ZM19 54V53H18ZM27 54V53H26ZM26 54H25V56H26ZM38 54V55H39ZM137 54V53H136ZM15 55V54H14ZM23 55V56H22ZM17 60V63H16V65L15 66H11L12 64H15V63H12L11 62V60H9V56L7 55V57H4L3 59L5 60V58H7L6 60L9 62H7L6 60V62L8 63V65H10L12 68L14 67V70L16 71V73L15 72H13L14 73V75L12 74V73H9L10 72V70L11 71H14V70H12V69H8L9 70V72H8V70H7V72H6V74H5V72L4 73H2L1 75H2V77L4 78L5 76H6V78H5V82H8V87H6V89L7 88H9V90L7 91V90H5V88H3V90H5L4 92V95L8 92H11L12 93V95L14 94H16V93H22V95H23V93H26V95H24L23 97L24 98H28V97H25V96H27V93H28V95L32 92V90H31V88H30V86L29 85H31L32 83L33 84H35L34 82V79H33V81H32V83L30 84H28L27 83V80L29 79V77H31V76H33V77H35L36 79V81L38 82V80H40L39 78H41V76H39L38 74V77L39 78H37V76H36V74H32V72H33V69H35V71H36V69L39 67V66H37L36 67V61L34 60V58L33 59H31V61H30V59L28 60V59H26L25 58V56H24V53L22 54ZM104 55V56H103ZM121 55V54H120ZM128 55V54H127ZM29 56V55H28ZM31 56V55H30ZM34 56V55H33ZM36 56V55H35ZM112 58H111V57ZM126 56V55H125ZM143 56V55H142ZM12 57V56H11ZM39 57V56H38ZM120 57H122V56H120ZM119 57V58H120ZM131 57V56H130ZM148 57V56H147ZM253 57V56H252ZM0 58V59H1ZM37 58V57H36ZM35 58V59H36ZM73 58H74V56H73ZM12 59V58H11ZM38 59V58H37ZM75 59H76V57H75ZM126 59V58H125ZM139 59H142L141 57L139 58ZM139 59H138V61H139ZM153 59V58H152ZM35 61V64L33 63L34 61ZM41 60V61H42ZM61 60V61H60ZM74 59H72L71 61H73ZM40 61V58H39V60H38V62ZM40 61V62H41ZM132 61V60H131ZM136 61H137V58H136ZM11 62V63H10ZM114 62H116V61H114ZM114 62L112 63V65L114 64ZM134 62V61H133ZM153 62V61H152ZM0 63H1V61H0ZM2 65H4L5 63H1ZM40 64V63H39ZM38 64V65H39ZM44 64V65H45ZM46 64V65H47ZM71 64H73V67H71L70 65ZM119 64V63H118ZM171 64V63H170ZM251 64V63H250ZM257 64V63H256ZM34 65V66H33ZM42 65V64H41ZM40 65V66H41ZM111 64H110V66H112ZM115 65V64H114ZM225 65V64H224ZM249 65V64H248ZM4 66H6V67H8L7 65H4ZM4 66H2L1 68L2 69H0L1 71H3V67ZM118 66V65H117ZM144 66H145V64H144ZM175 66V65H174ZM250 66V65H249ZM10 67V68H11ZM36 67V68H35ZM44 66L42 65V67H40V69H42ZM165 67V66H164ZM173 67V66H172ZM253 67V66H252ZM45 68H46V66H45ZM45 68L43 69L44 71L43 72H45ZM116 68V67H115ZM121 68V67H120ZM129 68H131V67H129ZM148 68V67H147ZM220 68V67H219ZM224 68V67H223ZM239 68V67H238ZM247 68V67H246ZM6 69V68H5ZM125 69V68H124ZM221 69V68H220ZM233 69V68H232ZM263 69V68H262ZM38 70H39V68H38ZM37 70V71H38ZM54 70V69H53ZM74 70H76V72L77 71H79L78 72V76H77V73L74 71ZM112 69H110V71H111ZM149 70V69H148ZM151 70H153V68H151ZM164 70V69H163ZM35 71L33 72V73H35ZM36 71V73H40V74H42L43 76L45 75V73H41V72H37ZM39 71H42V70H39ZM144 71V70H143ZM142 71V73H144ZM146 71V70H145ZM165 71V70H164ZM222 71H224V70H222ZM98 72V71H97ZM96 70H95V75H96ZM113 72V71H112ZM132 72V71H131ZM130 71H129V74H128V72H126V76H123V78L122 77H120L119 78V80H115V81H113V83L111 84L110 83V85L109 84H105L106 86H104L103 88H102V91L105 93L107 90H108V88H111V89H114V87L115 88H117L116 86V84L117 83H119V82H121V84H123V83H125L124 85H128L129 84V82L131 81V82H134L135 84L134 85H137V86H139L140 87V89H138V91L136 92L134 89V91H135V98L134 99H131V100H128L127 102H123L124 100H122L121 102H117V100H116V102H115V104H108V106H110V107H112V109H111V112L108 114V116L107 117H102V114H105V111H106V107H107V103H105L107 100H105V99H108L109 98V100H112L111 99V97L109 96H107L108 98H105V94L103 95L102 93H100L99 91V93L98 94H102V96L105 98V99H99L98 97V103H97V106H95L94 107V105H96V101H94L93 99L91 100V101H89L90 102V104L88 105V106H84V109L85 108H87V109H89V111L91 112L92 110H90L91 109V107L92 108H94L93 110H95L94 112L96 113V116L98 115V123L97 124H95V123H93V122H95V121H93L92 122V124L89 122V121H87V123L89 122V124H87L86 122H82L83 120L84 121H86L87 119H78V120H76V122H70L71 124H72V126H71V124L69 125L70 127L68 128V126L66 127L65 125H63V127L65 126L66 128L64 129V128H62V130H64L63 132H64V134L63 133H61L62 131L61 130H59L60 132L59 133H61V134H63V140L65 139L66 140V151H65V149H64V153H62L61 151V153L60 154H58L57 156H55L56 158H54L53 157V155H51L50 154V157L52 156V158H49V155L47 156V158L46 159H44V158H42V167H48V169L49 170H47L46 168L44 169V170H47L48 172L52 169L53 171H54V173L56 172V174L57 175H59V177L61 176L64 180H60L61 178H58L56 175V178H58L59 180H60V183H62L61 181H65V182H70V184H71V186H69V185H64V184H57V185H60V186H57L53 181H51L52 180V178H49V177H51L50 175H51V173L53 172H51L50 171V174L48 173V175L49 176H47L48 177V179H51V180H48L46 177L44 178V181H45V185L44 186H46V188L48 189V192L50 191L51 192V194H54L55 195V197L58 199V200H61L62 202H63V204L61 205L60 203V207L61 208H65L66 210H68L69 209V211L70 210H72V211H74V212H78V211H80V219L79 220H81V221H79V222H76V219H75V217H69L68 215L70 214H68V215H66L65 213V215L67 216V221H66V223H68V221L70 220H68V217L69 218H71V219H75V221L73 220H71L72 221V223H71V227H73L72 229L73 230H71L70 228V222L71 221H69V223L68 224H66L68 227H69V229L71 230V232L69 233V234H66L67 235V237L65 238V237H62L61 239L63 240L62 242H61V244L59 243V241H58V243L57 244H59L60 246L62 245V248H60V249H62V250H60L62 253H63V258H62V261L60 260V259H57V257L59 258V255L56 257V260H60L61 261V263H59V262H56L55 261V263L54 264H254L253 263V259H255V260H259V261H261V259H264V201H263V203L261 204V210H260V212L258 213V215L252 220V222L250 223V225L249 226H247V227H245L243 230H241V231H236V229H237V227H236V229H235V232L236 233H223V234H220L219 236H217L218 238H217V240L215 239V238H213V237H211L210 235H208V234H211V233H208V234H205V233H203V231H200V229H199V226H197L196 224H194L193 223V221L191 220H189V218L188 217H185V218H182L180 215H178V213H177V211L180 209V207H183V210L185 209V207L183 206V205H185L184 203H183V201L184 200H182V198H184V197H182L181 198V200H182V203H183V205H181L180 204V201L178 200L179 198H175V197H172V196H169V198H167L168 200L167 201H164V202H167L168 203V205H170L171 207H167L168 209L169 208H179V209H177L175 212L177 213H175L173 210H172V214L170 215L171 216V219L170 220H172L173 219V221L174 222H176L177 223V225H174L176 228H174V229H168L167 227V233L164 231V237L162 236L163 234H162V232H161V236H162V239L160 240L158 237L160 236H156L158 239H156L155 238V240H157V241H154V238L153 239H149V237H147V234H146V232H145V230H144V226L142 227V224L140 223V221H138V219L136 218V216H134L135 218L133 219V216H128V213H123L122 212V207L124 206V207H126V208H132L131 206H133V204H135V205H140V201H142L143 199H141V197H140V201H137V198L140 196V195H144L145 194V192L147 191V190H150V191H153V192H159L160 194H161V191H164L165 189H166V191L165 192H167L168 191V194H169V192H170V194L171 195H174V194H177V193H179L181 190H183V192L182 193H185L184 192V190L185 191H187V190H189V189H182L183 187H184V185H185V183H186V187H189V186H191V184L189 183L188 184V182H191V181H186V180H188V178H191L192 177V179H193V175H194V173H195V171L197 170L196 169V165H197V163H199V160H197V159H199L198 158V155L201 157V155L199 154L201 151H202V149H198L199 148V146H200V144L201 143H203V142H201V137L203 138H206V140L204 141L205 143H206V141H208L207 139L210 137V134L207 132V131H209V129H208V124H202L201 125V127L203 126L204 127V125L206 126V125H208L207 126V130H205L204 128H200V127H195L196 125H194V124H196V123H192L191 121L193 120V122L194 121H197V118H196V120L195 119H193V117L195 118V116H193L192 118L191 117H188L189 115H191V114H193L194 113V109H193V112L191 113V112H189L190 111V108L192 107L191 106V103L189 104V103H187V105H190V106H188L189 107V111H187V110H185V108L183 107H180V104H182V106H183V103L181 102H179L178 101V104H176V102L177 101H175V105L173 106L172 105V103H171V105H172V107L173 108H169L168 107V101H166L167 100V98H165V97H170V92H171V90L169 91V92H163V91H160L161 92V95H160V97H159V99L161 100V107H164L165 105L169 108H167L166 109V107L164 108V110L162 109H160L161 111V113L160 112H158V111H155L153 114H151L154 110V108L152 107V106H150V104L148 105L149 107H151V110H152V112H150V114H146L145 115V113H144V110H143V108H145V104H143L144 105V107L142 108L141 107V105L139 104V103H137L139 100H140V102H141V100L142 99H145V97H147L148 95H146V90H145V84H143V82L145 81L146 82V78L144 79V81H142V79L140 78L141 76H143L144 74H141V76H137L136 75V72L134 73V72H132L131 73ZM147 72V71H146ZM175 72V71H174ZM7 73H9L10 74V76L11 77H9L8 75H7ZM75 73H76V75H75ZM92 74H94L93 72H91ZM101 73H102V71H101ZM165 73V72H164ZM173 73V72H172ZM176 73V72H175ZM223 73V72H222ZM241 73H243V72H241ZM240 73V74H241ZM13 76H12V75ZM82 74V75H81ZM92 74H90V76L92 75ZM98 74V73H97ZM120 74V73H119ZM128 74V75H127ZM140 74V73H139ZM147 74H148V76H150L149 75V71L147 72ZM151 74V73H150ZM171 74V73H170ZM224 74V73H223ZM229 74V73H228ZM4 75V76H3ZM145 75H146V73H145ZM216 75V74H215ZM214 75V76H215ZM218 75V74H217ZM216 75V76H217ZM42 76V78H44V77H46L47 76V73H46V76H44L43 77ZM47 76V77H48ZM87 76V75H86ZM166 76V75H165ZM172 76V75H171ZM213 76V77H214ZM229 76H230V74H229ZM228 76V77H229ZM234 76V75H233ZM241 76V75H240ZM1 77V76H0ZM13 77V78H12ZM48 77V78H49ZM89 77V76H88ZM93 77V76H92ZM95 77V76H94ZM93 77V78H94ZM97 77V76H96ZM112 77V76H111ZM154 77V76H153ZM158 77V76H157ZM3 78H1V81H2V79ZM41 78V79H42ZM235 78V77H234ZM233 78V79H234ZM259 78V77H258ZM6 79H7V81H6ZM9 79V80H8ZM31 79V78H30ZM45 79V78H44ZM79 79V80H80ZM87 79V78H86ZM105 79V78H104ZM108 79V78H107ZM112 79V78H111ZM169 79V78H168ZM213 79V78H212ZM215 79V78H214ZM213 79V80H214ZM221 79V78H220ZM232 79V80H233ZM260 79V78H259ZM11 80V81H10ZM43 80V79H42ZM74 80H76V79H74ZM97 80V79H96ZM99 80H100V78H99ZM172 80V79H171ZM226 80V79H225ZM231 80V81H232ZM235 80V79H234ZM233 80V81H234ZM244 80V79H243ZM46 81V80H45ZM48 81V80H47ZM72 81V80H71ZM77 82H78V80H76ZM84 81V80H83ZM90 81H91V78H90ZM107 81V80H106ZM109 81L111 82V80L109 79ZM149 81V80H148ZM161 81V80H160ZM169 81V80H168ZM206 81H207V79H206ZM215 81V80H214ZM222 81V80H221ZM237 81V80H236ZM242 81V80H241ZM4 82V83H5ZM31 82V81H30ZM36 82V83H37ZM40 82V81H39ZM49 82V81H48ZM48 82L46 83V84H48ZM72 82H74V81H72ZM76 82V83H77ZM94 82V81H93ZM102 82H104L103 80H102ZM114 82H115V84H114ZM127 82H128V84H127ZM130 82V83H131ZM144 82V83H145ZM155 82V81H154ZM212 82V81H211ZM228 82V81H227ZM256 82V81H255ZM260 82V81H259ZM258 82V83H259ZM263 82V81H262ZM1 83V82H0ZM3 83V84H4ZM66 83H64L65 85H66ZM79 83H81V82H79ZM107 83V82H106ZM156 83V82H155ZM163 83H164V81H163ZM162 83V84H163ZM178 83V82H177ZM185 83V82H184ZM216 83V82H215ZM224 83V82H223ZM229 83V82H228ZM247 83V82H246ZM39 84V88H41V82L40 83H38ZM37 84V85H38ZM44 83H42V85H43ZM45 84V85H46ZM51 84V83H50ZM90 84V83H89ZM133 84V83H132ZM131 84V85H132ZM147 84H148V82H147ZM161 84V85H162ZM168 84V83H167ZM175 84V83H174ZM186 84V83H185ZM200 84V83H199ZM230 84H231V82H230ZM242 84V83H241ZM244 84V83H243ZM260 84V83H259ZM7 85V84H6ZM44 85V86H45ZM53 85V84H52ZM56 84L54 83V86H55ZM67 85H70L69 87H72L71 86V83L70 84H67ZM83 85V84H82ZM81 85V87H83ZM92 85V84H91ZM90 85V86H91ZM103 85V84H102ZM130 85V84H129ZM179 85H180V83H179ZM231 85H235V83L234 84H231ZM240 85V84H239ZM261 85V84H260ZM1 86H2V84H1ZM11 86V87H10ZM31 86H33V85H31ZM36 86V85H35ZM57 86V85H56ZM59 86V85H58ZM62 86H63V84H62ZM75 86V85H74ZM80 86V85H79ZM78 86V87H79ZM93 86V85H92ZM119 86V85H118ZM121 86V85H120ZM133 86V85H132ZM132 86H131V88H132ZM156 86V85H155ZM163 87H164V85H162ZM171 86V85H170ZM186 86V85H185ZM184 86V87H185ZM216 86H217V84H216ZM219 86V85H218ZM221 86V85H220ZM224 86V85H223ZM229 86V85H228ZM238 86V85H237ZM47 87V86H46ZM50 87V86H49ZM60 87V86H59ZM59 87H58V89H59ZM68 87V88H69ZM93 87H95V86H93ZM100 87V86H99ZM128 87V86H127ZM169 87V86H168ZM172 87V86H171ZM178 87V86H177ZM239 87V86H238ZM264 87V86H263ZM1 88V89H2ZM34 88V87H33ZM39 88H34L33 90H35V89H38V91H39ZM43 88V87H42ZM40 89V91L42 92H44V91H46L47 92V90H49V92L51 93L52 92V90H54V89H52V90H50V88L49 89H47L46 88V90H45V87H44V90L43 89ZM54 88V87H53ZM74 88V87H73ZM73 88H71V89H73ZM80 88V87H79ZM87 88V87H86ZM98 88V87H97ZM130 88V86H129V88L128 89H131ZM134 88H136L137 89V87H134ZM148 88V87H147ZM146 88V89H147ZM151 88V87H150ZM159 88H160V86H159ZM227 88V87H226ZM236 88V87H235ZM234 87L232 88V89H235ZM254 88V87H253ZM1 89H0V91H1ZM61 90H62V87L60 88ZM65 89V88H64ZM67 89V88H66ZM65 89V90H66ZM91 89V88H90ZM99 89V88H98ZM161 89V88H160ZM166 89V88H165ZM213 89V88H212ZM244 89V88H243ZM251 89V88H250ZM77 90H79V89H77ZM80 90H82L81 88H80ZM94 90V89H93ZM100 90V89H99ZM118 90V89H117ZM123 90V89H122ZM150 90V89H149ZM161 90H163V89H161ZM178 90H179V88H178ZM186 90H188V89H186ZM201 90V89H200ZM223 90V89H222ZM225 90H227V89H225ZM225 90H223V91H221L220 90V92H224ZM240 90H241V88H240ZM238 91V90H230V92L232 93V91H233V95H234V93H235V95H239V99H241L240 98V94H242V90L241 91ZM246 90V89H245ZM245 90H244V92H245ZM252 90V89H251ZM58 91V90H57ZM56 91V92H57ZM60 91V90H59ZM74 91V90H73ZM87 91H89L88 89H87ZM151 91H153L152 89H151ZM159 91V90H158ZM219 92V90H217L216 89V92ZM229 91V90H228ZM235 91V92H234ZM259 91V90H258ZM2 92L3 91H1V93H0V95L2 94ZM35 92H36V90H35ZM42 92V94H44ZM62 92V91H61ZM66 92H69V91H66ZM72 92V91H71ZM75 92H77V91H75ZM74 92V93H75ZM80 92V91H79ZM83 92V91H82ZM81 92V93H82ZM91 92V91H90ZM94 92V91H93ZM117 92V91H116ZM115 92V93H116ZM148 92V91H147ZM157 92V91H156ZM160 92H159V94H160ZM182 92H184V90L182 89ZM188 92V91H187ZM217 92V93H218ZM219 92V93H220ZM241 92V93H240ZM244 92H243V94H244ZM255 92V91H254ZM11 93L9 94V95H11ZM32 93H34V91L32 92ZM32 93L30 94L31 95V97L33 96V95H35L36 93H34L33 95H32ZM65 93V92H64ZM63 93V94H64ZM83 93H85V92H83ZM120 93V92H119ZM175 93H177V92H175ZM192 93V92H191ZM191 93H189V94H191ZM194 93V92H193ZM195 93H196V91H195ZM225 93H227V92H224V94ZM260 93V92H259ZM39 94H41V93H39ZM38 94V95H39ZM48 94V93H47ZM47 94L45 93V95L47 96ZM52 94V93H51ZM53 94H55V93H53ZM56 94H58V93H56ZM67 94V93H66ZM70 94V93H69ZM72 94V93H71ZM76 94H78V93H76ZM89 94H91V93H89ZM97 94V95H98ZM111 94V93H110ZM114 94V93H113ZM147 94H149V92L147 93ZM153 94V93H152ZM178 94V93H177ZM182 94V93H181ZM187 94V93H186ZM188 94V95H189ZM216 94V93H215ZM224 94H222V95H224ZM228 94V93H227ZM3 95V94H2ZM8 95V94H7ZM19 95H21V94H19ZM29 95V96H30ZM88 95V94H87ZM124 95V94H123ZM154 95V94H153ZM153 95H152V97H153ZM175 95V94H174ZM195 95V94H194ZM197 95V94H196ZM203 95V94H202ZM218 95V94H217ZM230 95V94H229ZM255 95V94H254ZM259 95V94H258ZM17 96H18V94H17ZM42 97H44L43 95H41ZM51 96H55V95H50V98L53 100V98L51 97ZM62 96V95H61ZM69 96V95H68ZM79 96V95H78ZM94 96V95H93ZM96 96V95H95ZM101 96V97H102ZM117 96V95H116ZM127 96V95H126ZM125 96V97H126ZM131 96V95H130ZM129 96V97H130ZM171 96H173V95H171ZM177 96V95H176ZM175 96V97H176ZM179 96V95H178ZM225 96H227V95H225ZM249 96V95H248ZM2 97H4V96H2ZM2 97H0V100L2 101ZM6 97V96H5ZM4 97V99L6 100V98ZM13 97V96H12ZM16 97V96H15ZM31 97L29 98V99H31ZM34 97V96H33ZM32 97V98H33ZM36 97H37V95H36ZM42 97H40L39 96V100H40V98H42ZM48 97V96H47ZM56 97H58V96H56ZM72 97H73V94H72ZM74 97L76 98V95H74ZM81 97H83V96H81ZM129 97H127V98H129ZM156 97V96H155ZM180 97V96H179ZM187 97V96H186ZM213 97V96H212ZM215 97V96H214ZM219 97V99H220V95L218 96ZM224 97V96H223ZM222 96H221V98H223ZM231 96H229V98H230ZM242 97V96H241ZM255 97V96H254ZM7 98H9V96H7ZM46 98V97H45ZM49 98V97H48ZM64 97H61V99L59 98V99H57V100H54V101H51V99L50 100H48V101H50V102H46V105L45 106H43L42 104V106L44 107L43 108V110H41L40 108V110H41V112H42V115L40 116L41 118H40V122H39V124H38V122H36L37 124H38V126L39 125H41V126H43V125H46L47 124V126H48V124L49 123H51V124H49V126L48 127H51V132L53 131V136L52 135H50L51 136V138L53 137V139H54V141H56V140H58V137L59 138H61L62 139V137L61 136H59L58 135V133H57V127L59 128V127H61V126H57V124H55V121H58V119L60 118L59 116L61 115V113H63L65 110L67 111V107L69 106H67L66 107V105L68 104L67 102H68V100H66L65 98L63 99ZM67 98V97H66ZM78 98V97H77ZM87 98V97H86ZM89 98V97H88ZM90 98H91V96H90ZM188 98V97H187ZM191 98V97H190ZM234 98V97H233ZM236 98V97H235ZM244 98H245V96H244ZM261 98V97H260ZM25 99V100H26ZM29 99H27V100H29ZM35 99H37L38 100V98H35L34 97V99H32L33 101L35 100ZM72 99V98H71ZM79 99H81V98H79ZM83 99H85V98H83ZM83 99H81V100H83ZM116 99H117V97H116ZM118 99H119V97H118ZM135 99H137L138 101H136ZM173 99H175L174 98V96H173ZM173 99H171V97H170V100H173ZM181 99V98H180ZM199 99V98H198ZM212 99V98H211ZM247 99V98H246ZM250 99V98H249ZM5 100H3L4 102H5ZM9 100H11L10 98L8 99V101ZM14 100V99H13ZM17 100V97H16V99H15V101ZM18 100L19 101H16V102H13V103H10V104H5V103H0V104H4V105H0L1 107H0V111L2 112V113H4V114H7L8 113V115H9V112H13V113H16V111H19V109H23V107L22 108H20V106L23 104V101L21 100V99H19L18 98ZM45 100H47V99H45ZM90 100V99H89ZM145 100H147V101H149L147 98L145 99ZM169 100V99H168ZM207 100V99H206ZM213 100V99H212ZM216 100H217V98H216ZM236 100H237V98H236ZM258 100V99H257ZM7 101V100H6ZM41 101V100H40ZM44 101V100H43ZM76 101V100H75ZM79 101V100H78ZM120 101V100H119ZM143 101V100H142ZM146 101V106H147V104H148V102ZM158 101V100H157ZM181 101V100H180ZM197 101V100H196ZM199 101V100H198ZM201 101V100H200ZM200 101H199V103H200ZM208 101V100H207ZM223 103H224V106H225V103H226V101L225 100H221ZM234 101V100H233ZM27 102V101H26ZM29 102L30 103H32L30 100H29ZM27 103V105H26V107L27 106H32V105H28V104H30V103ZM39 102V101H38ZM38 102H36V103H38ZM83 102H85V101H83ZM151 102H153V104H154V101H151ZM167 102V104H165ZM172 102V101H171ZM186 102V101H185ZM244 102V101H243ZM255 102V101H254ZM22 103V104H21ZM34 103V102H33ZM36 103H35V105H36ZM42 103H44V102H42ZM70 103V102H69ZM72 103V102H71ZM86 103V102H85ZM84 103V104H85ZM88 103V102H87ZM87 103H86V105H87ZM158 103V102H157ZM206 103H208V102H206ZM205 103V104H206ZM214 103H217V101L215 102V100H214ZM228 103V102H227ZM226 103V105H228ZM263 104H264V102H262ZM261 103V104H262ZM39 104H40V102H39ZM79 104V103H78ZM80 104H81V101H80ZM218 104V103H217ZM239 104V103H238ZM242 104V103H241ZM253 104V103H252ZM254 104H256V103H254ZM73 105V104H72ZM112 105V106H111ZM142 105V106H143ZM164 105V106H163ZM171 105H169V106H171ZM186 105V103L184 104V106ZM214 105V104H213ZM212 105V106H213ZM234 105H236V104H234ZM243 105V104H242ZM249 105V104H248ZM24 107H25V105H23ZM38 106V105H37ZM154 106V105H153ZM194 106V105H193ZM202 106H203V104H202ZM216 106V105H215ZM215 106H213V108L215 107ZM218 106H220V105H217L216 107H218ZM252 106V105H251ZM262 105H260L259 106V109H261L263 112H264V105L261 107ZM25 107V108H26ZM33 107H34V104H33ZM39 107H41V106H39ZM71 107V106H70ZM78 107H80V106H78ZM83 106H81V108H82ZM109 107V108H110ZM158 107H159V105H158ZM188 107L186 108V109H188ZM208 107V106H207ZM220 107H222V105L220 106ZM227 107V111H229L228 109V106H226ZM226 107L224 108V109H226ZM231 107V106H230ZM244 107V106H243ZM248 107V106H247ZM246 107V108H247ZM255 107H256V105H255ZM261 107V108H260ZM25 108H24V111H25ZM69 108V107H68ZM153 108V109H152ZM160 108V107H159ZM193 108V107H192ZM192 108H191V110H192ZM203 108V107H202ZM212 108V109H213ZM258 108V107H257ZM31 109H32V107H31ZM35 109H38V107L36 108L35 107ZM74 109V108H73ZM73 109H72V111H73ZM149 109V108H148ZM166 109V110H165ZM200 109V108H199ZM205 109V108H204ZM215 109L217 110L218 108H214V112H213V114H215V115H217L216 113V111H215ZM26 110H28V113H29V109H26ZM39 110V111H40ZM79 110V109H78ZM110 110V109H109ZM151 110H148V111H151ZM156 110V109H155ZM196 110V109H195ZM220 110H221V112H222V108L221 109H218V111L220 112ZM231 110H232V108H231ZM237 110V109H236ZM248 110V109H247ZM254 110H255V108H254ZM254 110H253V112H254ZM21 111V110H20ZM20 111H19V113H20ZM34 111H36V110H34V108L32 109V113L34 112ZM38 111V110H37ZM38 111V112H39ZM65 111V113L66 114H68L67 112ZM81 111V110H80ZM83 111V110H82ZM82 111H81V113H82ZM88 111V110H87ZM86 111V109H85V111H83V115H84V112H87ZM88 111V112H89ZM198 111V110H197ZM196 111V112H197ZM202 109H201V113H202ZM211 111V110H210ZM213 111V110H212ZM226 110H224L223 112H225ZM226 111V113H228ZM244 111V110H243ZM25 112H27V111H25ZM68 112H70V108L68 109ZM93 112V111H92ZM93 112V115L95 114ZM157 112V113H156ZM188 112H189V115H187L188 114ZM195 112V113H196ZM206 112V111H205ZM204 112V113H205ZM207 112H208V110H207ZM216 112V113H215ZM222 112V115L224 114V116L223 117H227L225 114L226 113H223ZM261 112V111H260ZM262 112V113H263ZM1 113V114H2ZM11 114L10 113V116L11 115H14V114ZM22 113V112H21ZM78 113V112H77ZM76 113V114H77ZM108 113V112H107ZM106 113V114H107ZM191 113V114H190ZM203 113V114H204ZM209 113V112H208ZM237 113V112H236ZM242 113V112H241ZM244 113V112H243ZM249 113V112H248ZM261 113V114H262ZM30 114V113H29ZM35 114V113H34ZM60 114V115H59ZM64 114V113H63ZM65 114V115H66ZM74 114V113H73ZM91 114V113H90ZM212 114V115H213ZM255 114V113H254ZM8 115H7V118H8ZM16 115V114H15ZM27 115V114H26ZM32 116H33V114H31ZM30 115V116H31ZM36 115V114H35ZM40 115V114H39ZM64 115V116H65ZM80 115H82V114H80ZM80 115H79V117H80ZM193 115H195V114H193ZM209 115H211V114H209ZM221 115V114H220ZM1 116V115H0ZM6 116V115H5ZM4 116V120L3 119H1V117H0V121L1 120H3V121H5V117ZM17 116V115H16ZM71 116V115H70ZM78 116V115H77ZM95 116V115H94ZM105 116V115H104ZM207 116H208V114H207ZM231 116V115H230ZM234 116V115H233ZM3 117V116H2ZM19 117V116H18ZM59 117V118H58ZM82 117V116H81ZM93 117V116H92ZM91 117V118H92ZM197 117V116H196ZM199 117V116H198ZM202 117V116H201ZM200 117V118H201ZM209 117V116H208ZM218 117V116H217ZM222 117V118H223ZM239 117V116H238ZM241 117H242V115H241ZM255 117V116H254ZM257 117V116H256ZM263 117V116H262ZM39 118V117H38ZM58 118V119H57ZM64 118V117H63ZM96 118V117H95ZM199 118V119H200ZM230 118V117H229ZM28 119H30V118H28ZM57 119V120H56ZM62 119V118H61ZM75 119H76V117H75ZM212 119H214V117L212 118ZM221 119V118H220ZM220 119H219V121H220ZM225 119V118H224ZM224 119L222 120V121H224ZM264 119V118H263ZM8 121H9V119H7ZM10 120H13V119H10ZM16 120V119H15ZM15 120H13V121H15ZM18 120H20V119H18ZM23 120V118H21V121ZM27 120V118H25V120H24V123H25V121ZM31 120V119H30ZM37 120V117H36V119H35V121ZM63 120V119H62ZM90 120V119H89ZM97 120V119H96ZM200 120H202V119H200ZM199 120V122H201ZM215 120H216V117H215ZM214 120V121H215ZM226 120V122L224 121V123H227V119H225ZM243 120V119H242ZM256 120V119H255ZM254 120V121H255ZM8 121H6L5 123H8ZM32 121V120H31ZM64 121V120H63ZM91 121V120H90ZM204 121H205V119H204ZM222 121L220 122V123H222ZM238 121H240V120H238ZM237 121V118H236V123L240 126L241 124H239V122ZM257 121V120H256ZM262 121L263 120H261V124H262ZM17 122V121H16ZM15 122V123H16ZM26 122H28V120L26 121ZM33 122V121H32ZM61 122V121H60ZM210 122V121H209ZM216 122V121H215ZM229 122L230 121H228V124H229ZM235 122V121H234ZM234 122H232L233 124H234ZM242 122V121H241ZM250 122V121H249ZM264 122V121H263ZM29 123H30V121H29ZM56 123H59V122H56ZM63 123V122H62ZM68 123V122H67ZM202 123V122H201ZM204 123V122H203ZM217 123H218V120H217ZM224 123H222V124H224ZM243 123V122H242ZM252 123H254V122H252ZM9 124H10V122H9ZM22 125H23V123H21ZM36 124V125H37ZM91 124V125H90ZM93 124H95L96 126L94 127V125ZM200 124V123H199ZM211 124H212V122H211ZM210 124V125H211ZM215 124V123H214ZM219 124V123H218ZM237 124H235V126H237ZM259 124V123H258ZM257 124V125H258ZM5 125V124H4ZM3 125V126H4ZM19 125V124H18ZM30 125V124H29ZM93 125V127H91ZM227 125V124H226ZM226 125H224V126H226ZM245 125V123L243 124V126ZM234 126V125H233ZM239 126H237V127H239ZM242 126V127H243ZM247 126H248V124H247ZM252 126V125H251ZM1 127V126H0ZM7 127H9L8 125H7ZM6 127V128H7ZM16 127V126H15ZM19 127V126H18ZM22 127V126H21ZM44 127V126H43ZM212 127V126H211ZM215 127V126H214ZM220 127V126H219ZM218 127V128H219ZM221 127H223V126H221ZM220 127V129H224V128H226V129H228V127H223V128H221ZM241 127V126H240ZM249 127V126H248ZM2 129H3V127H1ZM25 127H22V129H20V130H18L17 131V133H16V136L14 137V140H13V138H12V140H13V142H11L12 144L11 145H16V146H18V147H16V149L17 148H20V147H22V146H19L20 145V142H18L21 138H25L26 136H28V131L29 130H27V131H25V129H24ZM39 128V127H38ZM206 128V127H205ZM210 128V127H209ZM217 128V127H216ZM215 128V129H216ZM234 128V130H236V129H238V128H236V127H233ZM252 128V127H251ZM262 128H264V125H263V127H261V129ZM15 129V128H14ZM16 129H18V128H16ZM35 129V128H34ZM40 129H42V128H40ZM60 129V128H59ZM212 129V128H211ZM220 129H219V131H220ZM226 129H224L223 130V132H226L225 130ZM245 129V128H244ZM243 129V130H244ZM8 130H10V129H8ZM44 130V129H43ZM46 130V129H45ZM206 132V134H208L209 135V137L208 136H204V135H206V134H204L203 136H202V134H203V132L204 131ZM222 130L220 131L221 133H222ZM232 131L231 130V128H229L227 131H228V133L230 132V131ZM264 130V129H263ZM262 130V131H263ZM13 131V130H12ZM41 131V130H40ZM39 131V132H40ZM216 131V130H215ZM236 131H238V130H236ZM2 132V131H1ZM7 132V131H6ZM13 132H15V131H13ZM36 132H38V130L36 131ZM42 132V131H41ZM45 133H46V131H44ZM204 132V133H205ZM210 132V131H209ZM213 132H214V129H213ZM217 132V131H216ZM242 132V131H241ZM240 132V133H241ZM254 132V131H253ZM252 132V133H253ZM261 132V131H260ZM9 133H11L12 134V132L10 131V132H8V134ZM33 134H34V132H32ZM57 133V134H56ZM232 133V132H231ZM237 133V132H236ZM239 133V132H238ZM237 133V134H238ZM239 133V134H240ZM3 134V133H2ZM6 134V133H5ZM14 134V133H13ZM12 134V135H13ZM30 134V133H29ZM36 134V133H35ZM51 134V133H50ZM60 134V135H61ZM212 134V133H211ZM224 134H227V132L226 133H222L221 135H222V140H223V137H226ZM254 134V133H253ZM256 134V133H255ZM48 135V134H47ZM219 135V137L218 138H221V136H220V134H218ZM232 135H234V133H232L230 136H232ZM244 135V134H243ZM9 136V135H8ZM64 136H65V138H64ZM216 136V135H215ZM234 136H237L238 137V135H234ZM249 136V135H248ZM13 137V136H12ZM45 137V136H44ZM214 137V136H213ZM217 137H216V139H217ZM228 137V136H227ZM237 137H236V139H237ZM243 137V136H242ZM256 137V136H255ZM33 138V137H32ZM203 138V139H204ZM231 138V137H230ZM8 139H9V137H8ZM27 139V138H26ZM26 139H24V141L26 140ZM226 139V138H225ZM223 140V142H222V144L220 143V148L219 149H217L216 147H214V149L216 148V150H213V151H216L215 153H214V155H213V153H212V155H213V157H212V155L210 156V157H208L210 154H207V156L205 155L206 154V151L205 150H203V153H201V154H203V156H204V158L202 159L203 160V162H201V167H206L205 165H206V163H204V161L206 160L205 159V156H206V158H208V160H210V159H212V160H210V165L209 166H211V168H212V171H218L219 169L220 170H222L223 169V167H221V166H224L223 165V163L228 159V158H230L231 160H232V156H234V152H236L235 150H236V148L237 147H235V145H234V143L236 144V142L238 141V139L236 140L235 138H233V140H229V138H227L226 140ZM232 139V138H231ZM235 139V140H234ZM248 139V138H247ZM251 139V138H250ZM249 139V140H250ZM7 140V139H6ZM11 140V141H12ZM22 140V139H21ZM20 140V141H21ZM28 140V139H27ZM210 140H211V138H210ZM221 140V139H220ZM219 140V141H220ZM221 140V141H222ZM242 140H243V138H242ZM255 140H256V138H255ZM254 140V141H255ZM9 141H10V139H9ZM23 141V140H22ZM60 141V140H59ZM200 141V142H199ZM216 141V140H215ZM218 141V142H219ZM241 141V140H240ZM239 141V142H240ZM31 142H33V141H31ZM43 142V141H42ZM210 142V141H209ZM213 142V141H212ZM243 142H245V141H243ZM252 142V141H251ZM260 143H259V145H257V147L258 148H264V132H261V134H260V141H259ZM6 143V141L3 143V144H5ZM23 143H25V142H22L21 144H23ZM39 143V142H38ZM198 143H200L199 144V146H198ZM208 143V142H207ZM238 143V142H237ZM246 143H248V142H246ZM254 143V142H253ZM53 144V143H52ZM58 144H60V143H58V142H54V144L52 145L53 146V149H54V153H56L57 152V150H59L58 148ZM209 144V143H208ZM213 145H214V143H212ZM211 144V145H212ZM240 145L242 144L241 142L239 143ZM0 145H2V144H0ZM8 145V144H7ZM31 145V144H30ZM29 145V146H30ZM42 145V144H41ZM202 145V144H201ZM212 145V146H213ZM232 145H234V147L232 146ZM240 145H238L237 144V146H240ZM23 146H24V144H23ZM50 146V145H49ZM59 146H61V144L59 145ZM206 146V145H205ZM208 147L210 146V144L209 145H207ZM209 147V149L208 150H211L210 148H212L213 149V147ZM5 147H6V145H5ZM4 147V148H5ZM10 147V146H9ZM207 147V148H208ZM217 147H219V145L217 146ZM233 147V148H232ZM254 147V146H253ZM2 148H3V146H2ZM3 148V149H4ZM25 148V147H24ZM24 148H22V149H24ZM47 148V147H46ZM50 148H52V147H50ZM203 148H204V146H203ZM1 149V148H0ZM6 149H8V148H6ZM21 149V148H20ZM20 149H19V151H20ZM21 149V150H22ZM52 149V150H53ZM63 149V148H62ZM206 149V148H205ZM256 149V148H255ZM2 150V149H1ZM10 150V149H9ZM199 150H201L200 152H199ZM257 150V149H256ZM24 151V150H23ZM49 151V150H48ZM205 151V152H204ZM212 151V150H211ZM210 151V152H211ZM258 151H260V150H258ZM262 151H263V149H262ZM25 152H26V149H25ZM1 153V152H0ZM13 153V152H12ZM15 153H16V150H15ZM53 153V154H54ZM59 153V152H58ZM205 153V154H204ZM208 153H209V151H208ZM254 153V152H253ZM63 154V155H62ZM29 155V154H28ZM252 155V154H251ZM256 155V154H255ZM24 156V155H23ZM26 156H27V154H26ZM25 156V157H26ZM11 157V156H10ZM212 157V158H211ZM246 157H248V156H246ZM5 158V157H4ZM17 159H18V157H16ZM39 158V157H38ZM257 158V159H256ZM255 159H256V164L254 165L255 167L254 168H256L259 172H260V175H261V177H263L264 178V154H259V156L258 157H256ZM11 159V158H10ZM21 160H23L22 158H20ZM205 159V160H204ZM230 159H228V160H230ZM250 159V158H249ZM8 160V159H7ZM20 160V161H21ZM27 160V159H26ZM200 160H201V158H200ZM230 160V161H231ZM13 161V160H12ZM16 162H17V160H15ZM18 161H19V159H18ZM34 161V160H33ZM15 162V163H16ZM29 162V161H28ZM36 162H38V160L37 161H35V163ZM41 162V161H40ZM39 162V164L38 163H36V164H38L39 165V168H41L40 167V163ZM206 162V161H205ZM208 162V161H207ZM12 163H14V162H12ZM15 163H14V165H15ZM21 163V162H20ZM23 163V162H22ZM34 163V162H33ZM251 163H255V162H253V160H252V162ZM2 164H5V163H2ZM1 164V165H2ZM227 161H226V166H224V171L226 172L227 170H225V167H227ZM11 165V164H10ZM25 165V164H24ZM24 165L22 164V166H23V168L25 169V167H24ZM33 165H35V164H33ZM32 165V166H33ZM199 165V164H198ZM197 165V166H198ZM203 165V166H202ZM9 166V165H8ZM19 166V165H18ZM17 166V164H16V167H18ZM20 166H21V164H20ZM25 166H27V165H25ZM36 166V165H35ZM208 166V165H207ZM15 167V166H14ZM28 167H31V166H28ZM38 167V166H37ZM36 167V168H37ZM13 168V167H12ZM20 168V167H19ZM19 168H17V170H20ZM35 168V167H34ZM38 168V169H39ZM198 168V167H197ZM199 168H200V165H199ZM209 168V167H208ZM207 167L206 168H204V170L205 169H208ZM30 169V168H29ZM196 169V170H195ZM21 170H22V167H21ZM20 170V171H21ZM37 170V169H36ZM35 170V171H36ZM42 170H43V168H42ZM44 170L41 172V171H38V173H41V174H45V172H44ZM204 170H202V174H203V172H204ZM219 170V171H220ZM255 170V169H254ZM12 171H13V169H12ZM23 171V170H22ZM207 171V170H206ZM206 171H205V175L206 174H210L209 172H211V170L209 171H207V173H206ZM14 172V171H13ZM29 172V171H28ZM28 172H26L27 174H28ZM30 172H32V170L30 171ZM37 172V171H36ZM36 172H35V177L37 176L36 175ZM44 172V173H43ZM197 172V171H196ZM222 172V171H221ZM256 173H257V171H255ZM4 173V172H3ZM37 173V174H38ZM47 173V172H46ZM53 173V174H54ZM215 173V172H214ZM218 173V172H217ZM220 173V172H219ZM224 173V172H223ZM222 173V174H223ZM232 173V172H231ZM236 173V172H235ZM234 173V174H235ZM10 174V173H9ZM31 174H33V172L31 173ZM41 174H39L40 176H39V179L41 178V179H43V175L41 176ZM197 174H198V172H197ZM200 174V173H199ZM198 174V175H199ZM213 173L211 172V175H212ZM221 174V173H220ZM221 174V176L223 177V175L225 174V176L227 177V176H229V174L228 175H226L227 174V172L226 173H224L223 175ZM258 174V173H257ZM29 175V174H28ZM47 175V174H46ZM195 175H196V173H195ZM197 175V176H198ZM205 175H202L203 176V178L202 179H204V177H206V179L208 178L207 176H205ZM233 175V174H232ZM260 175H258V176H260ZM6 176V175H5ZM216 176V175H215ZM224 176V177H225ZM237 176V175H236ZM8 177V176H7ZM13 177V176H12ZM38 177V176H37ZM213 177V176H212ZM219 177H220V175H219ZM225 177V178H226ZM53 178H55V177H53ZM210 178V177H209ZM216 178V177H215ZM214 178V179H215ZM234 178V177H233ZM236 178V177H235ZM38 179V180H39ZM195 179H197V178H194V180ZM201 179V180H202ZM17 180V179H16ZM31 180V179H30ZM37 180V181H38ZM193 180V181H194ZM205 180V179H204ZM208 180V179H207ZM221 180V179H220ZM226 180V179H225ZM227 180H228V178H227ZM226 180V181H227ZM11 181V180H10ZM43 181V180H42ZM203 181V180H202ZM201 181V182H202ZM209 181H210V179H209ZM230 181H232V183L234 184V182H236V181H234L233 179H231ZM16 182V181H15ZM32 182V181H31ZM222 182V181H221ZM7 183V182H6ZM12 183H13V181H12ZM35 183V182H34ZM33 183V184H34ZM44 183V182H43ZM212 183V182H211ZM226 183V182H225ZM14 184V183H13ZM183 184V186H181ZM188 184V185H187ZM193 184V183H192ZM195 184V183H194ZM204 184V183H203ZM215 184V183H214ZM264 184V183H263ZM10 185H11V183H10ZM21 185V184H20ZM206 185V184H205ZM15 186H16V184H15ZM36 186V185H35ZM43 186V187H44ZM176 186H179V187H177L178 189L180 188V187H182L180 190H179V192H177L178 190H177V188H176V190L174 189ZM197 185H195V187H196ZM207 186V185H206ZM230 186H231V184H230ZM263 186V185H262ZM13 187V186H12ZM192 187H193V185H192ZM223 187V186H222ZM221 187V188H222ZM233 187V186H232ZM237 187V186H236ZM27 188V187H26ZM29 188V187H28ZM185 188V187H184ZM231 188V187H230ZM239 188V187H238ZM31 189V188H30ZM37 189H39V187L37 188ZM44 189V188H43ZM175 190V192H174V190ZM194 189V188H193ZM5 190H6V187H5ZM15 190V189H14ZM13 190V191H14ZM18 190V189H17ZM195 190H196V188H195ZM222 190V189H221ZM262 190H263V192H264V187L262 188ZM1 191V190H0ZM210 191V190H209ZM236 191H237V189H236ZM27 192V191H26ZM33 192V191H32ZM36 192V191H35ZM177 192V193H176ZM216 192H217V190H216ZM15 193V192H14ZM174 193V194H173ZM189 193H191V192H189ZM194 193V192H193ZM197 193V192H196ZM224 193V192H223ZM232 193V192H231ZM238 193V192H237ZM16 194V193H15ZM14 194V195H15ZM45 194V193H44ZM138 194V197H136V195ZM146 194H148V192L146 193ZM160 194H157L156 196L157 197H159V195ZM167 194V195H168ZM169 194V195H170ZM192 194V193H191ZM198 194H200V193H198ZM197 194V195H198ZM217 193H215V195H216ZM17 195H18V193H17ZM133 195H135V197H136V200H132V198H130V196H133ZM149 195V194H148ZM147 195V196H148ZM162 195H163V192H162ZM182 195V194H181ZM194 195V194H193ZM233 195V194H232ZM6 196V195H5ZM49 196V195H48ZM53 196V195H52ZM145 197H146V195H144ZM152 197H153V195H151ZM150 196V197H151ZM177 196V195H176ZM179 196H180V194H179ZM183 196H185L184 194H183ZM17 197V196H16ZM45 197V196H44ZM47 197V196H46ZM134 197V196H133ZM145 197H144V199H145ZM155 197V196H154ZM153 197V198H154ZM160 197H161V195H160ZM165 197V196H164ZM163 197V198H164ZM190 197V196H189ZM192 197V196H191ZM202 197H204V196H202ZM212 197V196H211ZM236 197H239V196H236ZM1 198V197H0ZM152 198V199H153ZM200 198V197H199ZM225 198V197H224ZM224 198H222V200L224 199ZM52 199V198H51ZM158 199V198H157ZM186 199V198H185ZM105 200H106V202L107 203H109V204H106V202H105ZM155 200V199H154ZM161 201H162V199H160ZM159 200V201H160ZM165 200H166V198H165ZM187 200V199H186ZM190 200V199H189ZM192 200V199H191ZM200 200V199H199ZM209 200V199H208ZM232 200V199H231ZM230 200V201H231ZM237 200V199H236ZM264 200V199H263ZM21 202H22V200H20ZM47 201H50V200H47ZM110 201V202H109ZM147 200H145L144 202H146ZM150 201V200H149ZM156 201V200H155ZM158 201V200H157ZM188 201V200H187ZM196 201V200H195ZM211 201V200H210ZM227 201H228V199H227ZM13 202V201H12ZM58 202V201H57ZM151 202V201H150ZM186 202V201H185ZM193 202V200L191 201V203ZM222 202V201H221ZM234 202V201H233ZM3 203V202H2ZM27 203V202H26ZM152 203H153V200H152ZM156 203V202H155ZM158 203H160V202H158ZM157 203V204H158ZM188 203H190V202H188ZM235 203V202H234ZM237 203H238V201H237ZM236 203V204H237ZM5 204V203H4ZM21 204H23V202L21 203ZM103 204V205H102ZM120 205L121 206V208L120 209H118V208H116V207H120V206H117V205ZM123 204H127L129 207H127V205H123ZM143 204H145V203H143ZM142 204V205H143ZM147 204L149 205V203L147 202ZM194 204V203H193ZM192 204V205H193ZM205 204V203H204ZM203 204V205H204ZM26 205V204H25ZM29 205V204H28ZM51 205V204H50ZM104 205H105V207H104ZM106 205H109V209L108 208H106ZM163 205V207L165 208V206H164V203L162 204ZM201 205V204H200ZM229 205H230V203H229ZM233 205V204H232ZM4 206H6V205H4ZM159 206V205H158ZM167 206V205H166ZM187 206V205H186ZM189 206V205H188ZM187 206V207H188ZM206 206V205H205ZM219 206H221L220 208H222L224 205H219ZM228 206V205H227ZM237 206V205H236ZM22 207H23V205H22ZM53 207V206H52ZM59 207V208H60ZM144 207V206H143ZM160 207V206H159ZM162 207V206H161ZM162 207V208H163ZM203 207V206H202ZM214 207V206H213ZM4 208V207H3ZM27 207H25V209H26ZM147 208H148V206H147ZM151 208V207H150ZM154 208H156V207H154ZM189 208V207H188ZM191 208H192V206H191ZM216 208V207H215ZM218 208V207H217ZM224 208V207H223ZM222 208V209H223ZM23 209V208H22ZM227 209H229V208H227ZM20 210V209H19ZM18 210V211H19ZM126 210V209H125ZM161 210V209H160ZM164 210V209H163ZM181 210H182V208H181ZM189 210V209H188ZM191 210V209H190ZM224 210V209H223ZM223 210H221V212L223 211ZM24 211V210H23ZM30 211V210H29ZM48 211V210H47ZM127 211V210H126ZM125 211V212H126ZM139 211V210H138ZM165 211V210H164ZM170 211V210H169ZM186 211V210H185ZM55 212V211H54ZM63 212V211H62ZM129 212V211H128ZM166 212V211H165ZM224 212V211H223ZM57 213V212H56ZM61 213V212H60ZM130 213V212H129ZM141 213V212H140ZM170 213V212H169ZM39 214H41V213H39ZM43 214V213H42ZM48 214V213H47ZM52 214V213H51ZM72 214V213H71ZM77 214H79V213H77ZM76 214V215H77ZM138 214V213H137ZM142 214H144V213H142ZM141 214V215H142ZM167 214V213H166ZM25 215V214H24ZM29 215H30V213H29ZM61 215V214H60ZM164 215H165V213H164ZM193 215V214H192ZM15 216V215H14ZM36 216V215H35ZM56 216V215H55ZM144 216V215H143ZM28 217V216H27ZM38 217V216H37ZM49 217V216H48ZM78 217V216H77ZM76 217V218H77ZM140 218H141V216H139ZM165 217H166V215H165ZM193 217H194V215H193ZM30 218V217H29ZM41 218V217H40ZM46 218V217H45ZM66 218V217H65ZM64 218V219H65ZM143 218V217H142ZM188 218V219H187ZM213 218V217H212ZM219 218V217H218ZM217 218V219H218ZM251 218H253V217H251ZM9 219V218H8ZM43 219V218H42ZM168 219V218H167ZM168 219V220H169ZM191 219V218H190ZM201 219V218H200ZM213 219H215V218H213ZM24 220V219H23ZM31 220V219H30ZM53 220V219H52ZM58 220V219H57ZM169 220V221H170ZM209 220H211V219H209ZM25 221V220H24ZM29 220H27V222H28ZM65 221V220H64ZM141 221H142V219H141ZM206 221V220H205ZM204 221V222H205ZM48 222V221H47ZM52 222V221H51ZM57 222V221H56ZM63 222V221H62ZM139 222V223H138ZM203 222V223H204ZM249 222H250V220H249ZM26 223V222H25ZM34 223V222H33ZM59 223V222H58ZM176 223H174V224H176ZM212 223V222H211ZM211 223H209V224H211ZM1 224V223H0ZM8 224V223H7ZM12 224V223H11ZM60 224V223H59ZM64 224V223H63ZM215 224V223H214ZM19 225H20V222H19ZM18 225V226H19ZM52 225V224H51ZM173 225V224H172ZM204 225H205V223H204ZM207 225V224H206ZM53 226V225H52ZM59 226V225H58ZM61 226V225H60ZM170 226V225H169ZM213 226V225H212ZM237 226V225H236ZM65 227V226H64ZM67 227V228H68ZM205 227V226H204ZM6 228V227H5ZM26 228V227H25ZM66 228V227H65ZM64 228V229H65ZM142 228V229H141ZM165 228V229H166ZM173 228V227H172ZM235 228V227H234ZM21 229V228H20ZM203 229V228H202ZM18 230H19V228H18ZM61 230V229H60ZM70 230H68V231H70ZM207 230H208V228H207ZM56 231V230H55ZM232 231V230H231ZM30 232H31V230H30ZM209 232V231H208ZM230 232V231H229ZM3 233H5V235L7 236V234H6V232H0V264H26V262H25V259L26 258H24V255L23 254H25V253H22V252H20V251H22V250H18L19 249V247H18V249L16 248V246L13 244V242H12V240L11 239H9V237L7 238ZM13 233V232H12ZM35 233V232H34ZM207 233V232H206ZM31 234V233H30ZM36 234V233H35ZM63 234V233H62ZM228 234V235H227ZM10 235V234H9ZM15 235V234H14ZM17 235V234H16ZM21 235V234H20ZM38 235V237H40L39 236V234H37ZM43 235V234H42ZM64 235V234H63ZM36 236V235H35ZM56 237H57V235H55ZM160 236V237H161ZM27 237H29V236H27ZM13 238V237H12ZM36 239H37V242H38V238L37 237H35ZM63 238H65V239H63ZM32 239V238H31ZM34 239V238H33ZM32 239V240H33ZM44 239V238H43ZM42 239V240H43ZM41 240V241H42ZM153 240V241H152ZM159 240V241H158ZM25 241V240H24ZM28 242V241H27ZM44 242V241H43ZM54 243V242H53ZM17 244V243H16ZM31 244V243H30ZM71 244H72V246H71ZM25 246V245H24ZM35 246V245H34ZM40 246V245H39ZM43 246V245H42ZM33 247V246H32ZM54 247V246H53ZM45 248V247H44ZM51 249V248H50ZM56 249V248H55ZM30 250V249H29ZM36 250V249H35ZM38 250H40V249H38ZM58 250V251H59ZM57 251V250H56ZM34 253V252H33ZM53 253V252H52ZM39 254V253H38ZM37 254V255H38ZM42 254H43V252H42ZM41 254V255H42ZM51 254V253H50ZM59 254H61V253H59ZM36 255V256H37ZM53 255V254H52ZM261 255H263V256H261ZM29 256V255H28ZM47 256V255H46ZM31 257V256H30ZM41 257V256H40ZM39 257V263L38 264H45V260L43 261L42 259L43 258H40ZM54 257V258H55ZM34 258V257H33ZM38 258V257H37ZM51 258V257H50ZM50 258H48V259H50ZM45 259V258H44ZM47 259V258H46ZM52 259V258H51ZM32 260V259H31ZM47 261V260H46ZM50 261V260H49ZM31 262V261H30ZM36 262V261H35ZM28 263V262H27ZM34 264V263H33ZM255 264H264V261L262 260L261 262H257V263H255Z\"/></svg>",
	"mask_w": 264,
	"mask_h": 264
}]
</instances>
